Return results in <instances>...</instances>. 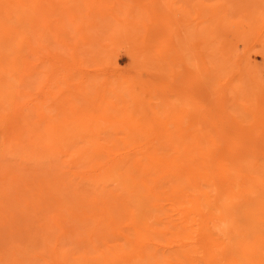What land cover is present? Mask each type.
I'll return each mask as SVG.
<instances>
[{
	"label": "rangeland",
	"instance_id": "1",
	"mask_svg": "<svg viewBox=\"0 0 264 264\" xmlns=\"http://www.w3.org/2000/svg\"><path fill=\"white\" fill-rule=\"evenodd\" d=\"M3 1V0H2ZM23 0H21V2H22ZM79 1V2H78ZM75 0V2H74V0H70V3H69V1L68 0H64V2H61L60 3V0H46V1H41V0H36V2L34 3V2H32L31 3V5H29L30 4V1H27V5L25 4V3H22V6H21V2H19V4H20V6L19 5H15V6H18V8H20V7H22V9H24L25 7V5L28 7V5H29V7L31 6V8H28V9H30V11H31V13H30V11L28 12L29 13V15H30V19H31V17L33 18V17H36V16H31L34 12L33 11H35V13H37L36 12V9H37V7H39L40 8V12H39V10H38V12L40 13V14H38V15H40L41 16V18H40V16L37 18L39 21V24L41 25H39L38 26V24H37V26H38V29H37V35L35 34V32H34V30H32V29H28V30H30L29 31V33L30 34H27L28 36H31L32 35V37H33V42L34 41H36V43L34 42V43H32V44H34L35 45V47H36V52H34L29 58L31 59V60H33V61H35V62H38L37 64H39V69H38V71L37 72H35V75H34V77H33V80L31 81V84H32V82H33V85H31L30 83H29V85H30V87L29 86H25V85H20L16 90H18V92H16V90H15V92H13L14 94V96L16 97V100L15 99H13V98H10V100L8 101L9 103H5L4 105L5 106H3V104L1 105L2 107H0V130L2 131H4L5 129H7V127L6 126H8V125H15L16 124V120L15 119H17V117L16 116H18V109H20L19 108V106L21 105V104H23V105H25L24 107H30L31 106V104L33 103V102H42V104H43V106H44V108L42 107V109H40V112H45V114H47L49 117H47V118H49V124H50V126L52 127V128H54V129H51V128H49V130H46V132H47V135H49L50 137L52 136V138H53V140L56 142V144L54 145L53 144V146H52V139L51 138H49V139H51V140H49V141H47L49 144L48 145H50L51 144V146H49V147H51L50 149H49V147L48 148H45V146H44V144H39V146L37 145H31L32 143H30V142H28L29 144H30V148H29V151H27V153H29V152H31L32 150L34 151V148L36 147V152L38 151V153L36 154V161H34V160H32V159H28V161L27 160H25V161H23V159H21L19 156L20 155H17V156H15V159L13 160H11V163H12V165H13V163L16 161L17 162V165L20 163L19 161H20V159L22 160L21 162V167L22 166H24L25 164H26V166L28 167V169L29 170H27V168L25 169V170H23V171H20V170H18V168L16 169H13L12 168V170L10 171L9 170V172L11 173V175H13V173L14 172H23L24 174H23V176H24V180L23 181H25L26 183H27V179H28V181H30L31 182V180L30 179H32L33 181V184H34V182H35V184L37 185L38 184V182H40V181H38L37 182V180H41L42 178H44L45 177V175L46 176H49V174H50V178L52 177V176H55L56 175V173H60V172H64V174L63 175H66V178H65V176H64V178L66 179V180H68L69 178H70V182H72V180H74L73 182H72V184H73V187H70V186H68L67 187V189L65 190V192L66 191H69V196H74V197H78V195L80 196V194L82 195V196H80V197H78L77 199L78 200H74V199H72V200H70L69 201V199L68 198H65V197H63L64 196V194H62V195H59L60 193L58 192V196L60 197L59 199H60V201L61 202H67V203H69L68 204V206H70V205H73V203H78L79 202V204H80V202H82V200L84 201V203H87L86 205L87 206H94V207H92V209H93V211H92V209H89V210H91V211H89L90 212V214H93V212L95 211V209H100V207H99V205H97V206H95V205H93L91 202H93L92 200H90V198H92L97 192H99L100 190V192L98 193V194H100L101 192H103L102 191V187L100 188V190L98 191L97 189H99V187L102 185V186H104L103 185V181H102V183L98 186V185H92L91 183H93L94 184V181H92V180H86V181H83L84 179L83 178H85V177H81V176H76L75 175V172H76V174L78 173V172H83V173H85V174H89V175H94V173H95V175H97V173L100 171V169H103V165H102V162H103V160H105V157L107 156V157H109V155H107L106 153H105V147L101 144V143H103L104 141L105 142H108V141H106L108 138H107V136L108 137H111V133L109 134L108 133V131L109 132H111V130L109 129V130H105L104 132L103 131H100L101 130V128L100 129H96V135L94 134V136L92 135H90V136H88V134H87V137H90V139H87L86 140V136H83V138H80L79 140H86L88 143H89V141H90V143H91V141H92V144H88V143H84L83 141H82V143H84V145L82 144V145H80V141H77V143H78V145H80V148H79V151H80V149H81V147H82V150L80 151V153H79V151H78V154H81V155H83V152H84V155L86 156V157H89V160L91 159V158H95L96 159V157L98 158V159H93V161H95L96 163H91V162H93L92 160H90V162L87 160V158L85 157V156H83V158L82 159H84V157H85V159H86V161H87V163L91 166V164H93V167H95L94 169H92V170H90V168H87L88 167V165H86L87 163H86V161L83 163V160H82V162H79V166H77V167H74L73 166V164H74V162H71V161H74L73 159H74V157H78V156H76L75 154H77V153H75V154H73V155H71L72 153H74L73 152V150L76 148V150L78 149V147L79 146H77L76 145V143H72L73 141H75V140H73L74 139V137H72L71 139L73 140V141H71L70 140V145H71V143L73 144V145H69V143H68V145H67V143H64L63 141V139L61 138V137H59V134H61V130H64V129H66L67 127H65L64 125H68V123H70V127L68 126V131L71 129L72 130V128H74L75 129V123H77L76 121V119L77 118H79L78 119V121H83V115L84 114H91V116L92 115H94V113L96 112V110H97V105H102L103 103H101L103 100V102H105V103H108V102H110L112 99H113V101L115 100V98L117 97L116 95H114L113 96V94H110V95H112V96H110L112 99L110 100V98H109V101L107 100L108 99V97L106 98V101H108V102H106L105 101V94H106V92L107 93H109L108 91H107V88H109V89H111V87L112 88H116V86H117V83L119 82V80H120V83L125 87V86H127V87H125L124 89H121V96H124V98H122V101L123 102H121V97L119 98V103H120V105L118 104V106L119 107H127V110H128V112L129 113H127V110L125 111L124 110V112H126V114L128 115H131L132 114V112L134 113V111H136V113H134L136 116H134V118H135V122H134V118L132 119V121L133 122H131L132 123V126H134V125H136V124H139L138 125V127L139 126H148V122H146V121H148L149 120V126H155V128H154V126H153V128H154V130H155V134H159V133H157V132H159L160 130L162 131V129H163V133H165L166 134V137L167 136H172L171 134H178L179 136H182L183 135V133L185 132V135L187 134L188 135V133H189V135H190V137H189V135H188V137L187 138H192V134H190V131L192 132L193 131V135H196L197 134V132L199 131V129H197V128H201V130H202V127H203V129H204V132H205V127H206V133L208 134L209 132L212 134L213 133V136H214V138H213V136L212 135H210V134H208L209 135V137L212 139V141L214 140H216L215 141V143H211V141L209 140V142H207V148L209 149H212L211 151H213V152H210V162H211V160H214V161H212L211 163H210V165L211 164H213V165H211V167H213V168H215L216 167V169L218 170H220V169H222V168H224V169H228V172H229V176H228V180H227V182H224V184H226V183H228V185H230V186H232V188H231V190H232V192L233 191H235V192H233L231 195H232V197L230 196V198H228V200L227 199H225V200H223V201H225L224 202V204L226 203V205L228 204L229 205V207L232 205H240L241 203V201H242V204L244 203V202H246L244 205H246V204H250L251 203V200L250 199H252L251 197H250V195H252V197L254 196L253 195V193L254 192H256V190H259V192L260 191H263L264 192V190H262V188L260 189L259 187H260V183H263V181H264V41H263V39H264V37H262L260 34H259V31L260 30H262L260 27V24H261V22L259 23V26L260 27H258L259 28V30L258 29H253L252 28V26H255V25H253L252 24V19L250 18V16L253 18V15H252V13H255L254 12V10L256 9V11H257V14H259L260 12L262 13V14H264V0H256V2L254 1V0H250V4L249 5H247V4H245V3H241L242 1H244V0H203L204 1V3H203V1H201V0H169V2H170V5H166L165 6V4H163L165 1H168V0ZM93 1V2H92ZM95 1H97V2H95ZM103 1V2H102ZM105 1V2H104ZM173 1V2H172ZM196 1V2H195ZM217 1H219V2H217ZM224 1V2H223ZM253 1V2H252ZM11 2V3H10ZM39 2L40 3H43V4H39ZM55 2H57V3H55ZM66 2H68L67 4H66ZM109 2V3H108ZM161 2H163V3H160ZM195 2V3H194ZM198 2H199V7H200V2L202 3V4H205L206 6H204L205 7V9H207V11L205 10V9H202V14H205L204 16L201 14V8H200V10H197L198 9ZM205 2H207L208 3V5H209V3H210V6H207V4L205 3ZM217 2V3H216ZM230 2V3H229ZM245 2V1H244ZM2 3V6L3 7H1L0 6V11L3 9V8H5V6H6V9H10V8H7V4H9V6L8 7H11L12 5H14V3H16V4H18V1L16 0H6V1H3V2H1ZM79 5H77V4ZM80 3V4H79ZM118 3H120V4H118ZM197 3V4H196ZM216 3V4H215ZM228 3V4H227ZM240 3V4H239ZM252 3H254L253 5H252ZM33 4V5H32ZM36 4H37V6H36ZM70 4V5H69ZM72 4H75V5H72ZM160 4V5H159ZM212 4H213V6L214 7H216V5L217 4H221L222 6L224 5H228V6H219V5H217V7L218 8H216V9H213V10H211L212 9ZM234 4V5H233ZM263 4V5H262ZM39 5V6H38ZM43 5V6H42ZM45 5H46V10H45ZM49 5V6H48ZM66 5V6H65ZM120 5V6H119ZM131 5V6H130ZM154 5H157V6H155V7H153ZM230 5H233V6H230ZM238 5L240 6V7H238ZM247 5L248 6V8H245V6ZM260 5V6H259ZM262 5V6H261ZM33 6V7H32ZM36 6V7H35ZM41 6H42V8H41ZM63 6V7H62ZM193 6H197L196 8H194ZM246 6V7H247ZM14 7V6H13ZM12 7V8H13ZM44 7V8H43ZM54 7V8H53ZM63 9L64 7V11L63 10H61V8ZM133 7V8H132ZM182 8V10H184V11H182L181 10V12H180V9ZM183 7H185L184 9H183ZM190 9H189V8ZM196 9V11L193 9ZM202 7V6H201ZM226 7H228L227 8V10L225 9ZM233 7V8H232ZM256 7V8H255ZM262 7V8H261ZM50 8V9H49ZM54 10H53V9ZM56 8V9H55ZM71 8V9H70ZM84 8V10L82 11L81 9H83ZM120 8V9H119ZM151 8V9H150ZM174 8V9H173ZM178 8H179V10H178ZM188 8V10H189V12H187L186 11V9ZM210 8V10H208ZM222 8H224L225 10H223ZM232 8V10H230ZM242 8H244V9H246V10H243ZM255 8V9H254ZM21 8H20V10H22ZM27 9V8H26ZM26 9H24V11L26 10ZM43 9H44V11H43ZM59 9L62 11V12H58V15L56 14L57 13V11L55 12V10H58L59 11ZM117 9V10H116ZM131 9V10H130ZM133 9V10H132ZM164 9V10H163ZM252 9V10H251ZM16 9L14 8V11H15ZM52 10V11H51ZM113 10H115L114 12H113ZM128 10H129V12H128ZM149 10V11H148ZM176 10V11H175ZM194 12H193V11ZM205 10V11H204ZM218 10V12H219V14L222 16L223 14L225 15V17H226V22H230L231 23V21H229V20H232V22H235V23H237V22H239V21H243V22H240L239 23V26H240V31H246L244 34L242 33V34H240V36H238L237 35V33L233 30V28H235L234 27V25L235 24H233L232 25V29H218V22L219 21H217L218 19L219 20H222V18H220L221 16L218 14V12H216ZM223 10V11H222ZM263 10V11H262ZM23 11V10H22ZM41 11H43V12H41ZM50 11V12H49ZM111 12L110 14H109V12ZM130 11H132V12H130ZM198 11H200V13L198 12ZM210 13H209V12ZM211 11H213L212 13H211ZM216 13H215V12ZM225 11V12H224ZM226 11H227V13H226ZM233 11V12H232ZM246 11V13H245V15H243L242 16V14L244 13ZM252 11V12H251ZM258 11H259V13H258ZM53 12V13H52ZM97 12V13H96ZM166 12V13H165ZM170 12V13H169ZM198 14H197V13ZM207 12V13H206ZM251 12V13H250ZM15 13H16V11H15ZM20 12H18V14H19ZM34 13V14H35ZM42 13V14H41ZM72 13V14H71ZM105 13V14H104ZM115 13V14H114ZM127 13L129 14V16L127 17ZM184 13H186V15L184 14ZM213 13H215L214 15H213ZM221 13H223V14H221ZM50 14V15H49ZM93 14H94V16H93ZM109 14V15H108ZM143 14V15H142ZM187 14H188V16H187ZM210 14V15H209ZM218 14V15H217ZM250 16H249V15ZM16 15H17V13H16ZM15 15V16H16ZM27 15V16H26ZM26 15H25V12L23 13V15H22V13H21V15H20V17H23V18H25V17H27L26 19L28 20V17H29V15L26 13ZM36 15V14H35ZM61 15V16H60ZM65 15V16H64ZM70 15H71V17H70ZM79 15V16H78ZM96 15V16H95ZM116 15V16H115ZM201 15H202V17H201ZM209 15V16H208ZM56 16V17H55ZM82 16H83V18H82ZM141 16H142V18H141ZM211 16H214V17H212L211 18ZM228 16H229V18H228ZM247 16H249V18L247 17ZM18 17V16H17ZM14 17V20L15 19H19L20 17ZM116 17V18H115ZM197 17V18H196ZM199 17V18H198ZM223 17V16H222ZM49 20H48V19ZM62 18V20H59V19H61ZM63 18H64V20H63ZM72 19L73 18V20H69V19ZM78 18V20H76ZM82 18V19H81ZM84 18H86V20H88V21H85V20H83ZM92 18V19H91ZM123 18H126V19H123ZM129 18V19H128ZM188 18V19H187ZM227 18H228V21H227ZM231 18V19H230ZM245 18V19H244ZM34 19V18H33ZM52 19V20H51ZM66 19H67V21H66ZM89 19L90 20H92L91 22H89ZM104 19V20H103ZM131 19V20H130ZM140 19H142V20H140ZM189 19H190V22L191 23H188V21H189ZM198 19V20H197ZM202 19V20H201ZM27 20H25V22H23V24H25L26 22H27ZM84 21L85 23L82 25H80L79 26V24H80V21ZM145 20V21H144ZM234 20V21H233ZM248 20H250L251 21V24H249V22L250 21H248ZM16 21V20H15ZM40 21L42 22V23H40ZM74 23H73V22ZM130 21H133V23L136 25V26H134V24L132 23V24H128L127 22H130ZM212 21V22H211ZM31 22V21H30ZM29 22V20H28V23L29 24H31ZM37 22V21H36ZM87 22H89V23H91V24H89V23H87ZM96 22V23H95ZM142 22H144V24H145V26L146 27H144V24L142 23ZM197 22V23H196ZM225 22V21H224ZM82 23V22H81ZM18 24H20V22L18 23ZM28 24V25H29ZM63 24V25H62ZM98 26H97V25ZM142 24V27L140 26ZM183 24V25H182ZM206 24V25H205ZM220 24V23H219ZM240 24H242V25H240ZM25 25H27V23L25 24ZM24 25V26H25ZM69 25V26H68ZM78 25V26H77ZM94 25V26H93ZM121 25H125L124 27L123 26H121ZM126 25H128V27L126 26ZM131 27H130V26ZM21 26H23L22 24H21ZM23 26V27H24ZM87 26V27H86ZM90 26V27H89ZM97 26V27H96ZM205 26V27H204ZM22 27V28H23ZM40 27V28H39ZM49 27V28H48ZM112 27V28H111ZM126 27V28H125ZM144 27V28H143ZM53 28H54V30H53ZM96 28V29H95ZM137 28H139V29H137ZM181 28V29H180ZM224 28V27H223ZM41 29V30H40ZM57 29V30H56ZM58 29H61L62 31H64V30H66L67 29V31L66 32H62V34L63 35H60V31L58 30ZM82 31V33L84 34L83 35V41H84V43H83V41H80V43L82 42V44H80L79 42H78V40H79V37H81V35H82V33H81V31ZM84 29H85V32H84ZM121 29V30H120ZM146 29V30H145ZM183 29V30H182ZM194 29H198V32L197 31H195ZM208 29L210 30L211 29V31H208ZM2 30V29H1ZM20 30H24V29H20ZM44 30V31H43ZM117 30V31H116ZM136 30V31H135ZM236 30V29H235ZM56 31L58 32V33H56ZM70 31V32H69ZM79 31V32H78ZM91 31V32H90ZM121 31V32H120ZM125 31V32H124ZM138 31V32H137ZM191 31V32H190ZM2 32H4V31H2ZM2 32L0 31V33H1V35H2ZM20 32V31H19ZM19 32H17V33H19ZM22 32V31H21ZM48 32V33H47ZM51 32V33H50ZM55 32V33H54ZM130 34H129V33ZM145 32V33H144ZM150 32V33H149ZM193 32V33H192ZM213 32V33H212ZM218 32V33H217ZM260 32H262V31H260ZM69 33V34H68ZM118 33V34H117ZM121 33H123V34H125L126 35V37L128 38V40L130 39V41L131 40H133L131 43H130V41H128L127 40V38H125V35H123V34H121ZM132 33V34H131ZM197 33L199 34V33H201L200 35H199V37H198V35H197ZM206 33V34H205ZM209 35H208V34ZM222 33V34H221ZM229 33V34H228ZM34 34V35H33ZM56 34V35H55ZM81 34V35H80ZM136 34V37L138 38L139 36H140V41H138L139 43H140V46H139V43L137 42V40L135 41L134 39H137L136 37H134V35ZM146 34V35H145ZM205 34V35H204ZM213 34H215V35H213ZM256 34V35H255ZM39 35V39H36L37 37L36 36H38ZM42 35V36H41ZM52 35V36H51ZM69 35V36H68ZM76 35V36H75ZM145 35V36H144ZM189 36L186 40H188V43H186L185 42V38H184V41H183V38L181 37V36ZM217 35V36H216ZM260 35V36H259ZM5 35L3 34V37H4ZM24 37L22 38L23 40H24V38H25V36H26V34L25 35H23ZM49 36V37H48ZM185 36V37H186ZM204 36H208V37H206V38H209V44L207 45V47L208 48H205L206 50L207 49H209V52L208 51H206L207 53H211V54H207L206 52H205V49H203L206 45H202V41L200 40L201 38H203ZM210 36V37H209ZM2 37V38H3ZM182 39H181V38ZM242 37V38H241ZM5 38V37H4ZM42 38V39H41ZM64 38V42H63V39ZM68 38H69V40H68ZM82 38V37H81ZM110 38V39H109ZM150 38V39H149ZM200 38V39H199ZM213 38V39H212ZM36 39V40H35ZM54 39V40H53ZM58 39V40H57ZM91 39H95V40H97L96 42H94L93 40V42H94V46H93V48H92V45H91V43L93 44V42L91 41L90 43H89V40H91ZM145 39V40H144ZM194 39V40H193ZM253 39V40H252ZM4 40V39H3ZM22 40V41H23ZM67 40H68V42H67ZM81 40V39H80ZM127 40V41H126ZM203 41H204V39H202ZM219 40V41H218ZM101 41V42H100ZM116 41V42H115ZM181 41H183V42H181ZM224 41V42H223ZM69 42H71V44L69 43ZM73 42H74V44H73ZM77 42V43H76ZM86 42V43H85ZM118 42L120 43V44H118ZM127 42V43H126ZM133 42H136L135 44L133 43ZM157 42H159V43H157ZM190 42V43H189ZM191 42H193V44L191 43ZM205 42V41H204ZM97 43H99V44H97ZM113 43V44H112ZM116 43V44H115ZM128 43H129V46H128ZM144 43V44H143ZM185 43V44H184ZM207 43H208V41H207ZM206 43V44H207ZM210 43H211V45H210ZM246 43H248V44H246ZM48 46H47V45ZM70 44V45H69ZM87 44H89V45H87ZM105 44V45H104ZM110 44H112V45H110ZM154 44V45H153ZM224 44V45H223ZM234 44V45H233ZM236 44H238V45H236ZM39 45H42V46H39ZM80 45H81V47H80ZM97 45V46H96ZM188 45V46H187ZM245 45V46H244ZM44 46H46V47H44ZM66 46V47H65ZM99 46V47H98ZM134 46H135V48H134ZM192 46V47H191ZM202 46H203V48H202ZM213 46V47H212ZM218 46V47H217ZM6 47V46H5ZM59 47V48H58ZM88 47H89V49H90V51H86V49L87 50H89L88 49ZM97 47V48H96ZM104 47H105V51H106V49H107V53L106 52H104ZM107 47V48H106ZM144 47V48H143ZM220 47V48H219ZM1 48V47H0ZM55 48V49H54ZM74 48V49H73ZM81 48V49H80ZM85 48V49H84ZM121 48V49H120ZM140 48V49H139ZM6 49V48H5ZM76 49V50H75ZM92 49V50H91ZM117 49H119V50H117ZM134 49V50H133ZM2 50V49H1ZM24 50H25V52H24ZM24 50H22L21 52H19L20 54H21V56H22V54H23V56H25L24 55V53L27 55L28 53H29V48H25ZM27 50V51H26ZM75 50V51H74ZM77 50H79V51H77ZM81 50V51H80ZM94 50V51H93ZM140 50H141V52H140ZM191 50V51H190ZM233 50V51H232ZM66 51H69L68 52V54H67V52ZM83 51H85V52H83ZM110 51V52H109ZM114 51V52H113ZM116 51V52H115ZM133 51V53H131ZM163 51H164V54H163ZM187 51V52H186ZM26 52H28V53H26ZM97 52H98V54H97ZM113 52V53H112ZM135 52V53H134ZM151 52V53H150ZM158 52H160V54L158 53ZM3 53L4 52H2L1 54H0V60H3L4 61V59L2 58L6 53H4V55H3ZM66 53V54H65ZM115 53V54H114ZM148 53H150V54H148ZM162 53V54H161ZM167 53V55H165ZM244 53V54H243ZM14 54H16V53H13L12 55H14ZM20 54H18V57H20ZM38 54V55H37ZM136 54H139V55H136ZM11 55V56H12ZM17 55V54H16ZM78 55V56H77ZM83 55H85V56H83ZM114 55V56H113ZM150 55V56H149ZM171 55H172V57H171ZM211 55V56H210ZM76 58H75V57ZM111 56H113V57H111ZM137 56H139V57H137ZM147 56V57H146ZM151 56H153L152 58H153V60H152V62H151V60H149L150 58H151ZM165 56V57H164ZM229 56H230V58H229ZM241 56V57H240ZM5 57H6V55H5ZM4 57V58H5ZM99 57H100V59H99ZM103 57V59H101ZM107 57V58H106ZM110 57V58H109ZM137 57V58H136ZM146 57V58H145ZM150 57V58H149ZM239 57V58H238ZM9 58H11V57H9ZM9 58H7V59H9ZM75 58V59H74ZM109 58V59H108ZM112 58H113V60H115V63H114V61L112 60ZM144 58V59H143ZM229 58V59H228ZM237 58H238V60H237ZM6 59V58H5ZM12 59V58H11ZM14 59H18L19 60V58H16V57H14ZM143 59V60H142ZM10 60V59H9ZM13 60V59H12ZM18 60H14L13 61V63H16V62H19ZM80 60V61H79ZM164 60V61H163ZM212 60V61H211ZM240 60V61H239ZM40 61H42V62H40ZM51 61V62H50ZM63 61H65V62H63ZM111 61V62H110ZM113 61V62H112ZM138 61V62H137ZM159 61V62H158ZM187 61V62H186ZM200 63H199V62ZM74 62V63H73ZM158 62V63H157ZM212 62V63H211ZM240 62V63H239ZM153 63V64H152ZM160 63H162V64H160ZM164 63H165V66H163L164 65ZM36 64V65H37ZM69 64V65H68ZM72 64V65H71ZM142 64V65H141ZM150 64V65H149ZM156 65H158V66H156ZM7 66H9V65H7ZM70 66V67H69ZM148 66V67H147ZM156 66V67H155ZM161 66V67H160ZM240 66H242V67H240ZM245 66H247V67H245ZM134 67V68H133ZM139 67V68H138ZM158 67V68H157ZM189 67V68H188ZM207 67V70L206 69H204V68H206ZM244 67V68H243ZM126 68V69H125ZM242 68H243V70H242ZM257 68V69H256ZM151 69V70H150ZM155 69V70H154ZM191 69V70H190ZM259 69V70H258ZM51 70V71H50ZM152 70H154V71H152ZM206 70V71H205ZM11 71V70H10ZM66 71V72H65ZM191 71H192V73H191ZM205 72V74H204V72ZM253 71V72H252ZM14 72V71H13ZM11 73H12V71H11ZM203 73V74H202ZM207 73V74H206ZM8 74H10V72L8 73ZM112 74H114V76H112ZM13 75V76H12ZM164 75V76H163ZM190 75H194L193 77L192 76H190ZM9 76V75H8ZM101 78H100V77ZM172 76V77H171ZM213 76V77H212ZM253 76V77H252ZM10 77H12L11 78V80L13 81L14 79H15V81L14 82H17L16 81V78L14 77V73L13 74H11V76ZM35 77H36V79H35ZM97 77H99L100 79H98ZM184 77H186V78H184ZM65 78V79H64ZM109 78V79H108ZM110 78H111V80L113 79L114 81L112 82V83H114L112 86H108L107 87V85H110V84H112L111 83V81H109L110 80ZM126 78H127V80H126ZM137 78V79H136ZM204 78V79H203ZM213 78V79H212ZM42 79V80H41ZM57 79V80H56ZM67 79V80H66ZM91 79V80H90ZM102 79V80H101ZM106 79V80H105ZM123 79L125 80V81H123ZM136 79V80H135ZM162 79V80H161ZM189 79V80H188ZM199 79L201 80V81H199ZM208 79V80H207ZM250 79V80H249ZM36 80V81H35ZM59 80V81H58ZM134 82H133V81ZM195 80V81H194ZM210 80V81H209ZM213 80V81H212ZM224 80V81H223ZM35 81V82H34ZM86 81V82H85ZM92 81H94V83H93V86H94V88H93V86H92V88H91V90L90 89H85L84 91H83V89L85 88V85L87 84V87L89 86L88 84H89V82H92ZM98 81V82H97ZM104 81V82H103ZM105 81H108V83L107 82H105ZM165 81H167V82H165ZM208 81V82H207ZM61 82V83H60ZM99 82H101V83H99ZM131 82V83H130ZM138 82V83H137ZM213 82V83H212ZM76 83H78V84H76ZM103 83V84H102ZM104 83H105V85H104ZM128 83V84H127ZM130 83V84H129ZM165 85H164V84ZM178 85H177V84ZM197 83V84H196ZM59 84V85H58ZM85 84V85H84ZM126 84V85H125ZM133 84V85H132ZM163 84V85H162ZM72 85H76V86H78V88H76L75 90H76V93H75V96H77V97H75V96H73V99H74V102H72V103H70V102H65L66 101V98H69L70 96V94L68 95V94H63V93H61V90H64L65 88H68V87H71ZM98 85V86H97ZM101 85V86H100ZM102 85H103V88H102ZM143 85H144V87H143ZM186 85V86H185ZM192 85V86H191ZM211 85V86H210ZM61 86V87H60ZM68 86V87H67ZM81 86H83V89H81ZM104 86H105V89H104ZM131 86H134V87H131ZM154 86V87H153ZM185 86V87H184ZM260 86V87H259ZM24 87H26V90H28V92H29V94H25V91L23 92V90H24ZM63 87V88H62ZM65 87V88H64ZM99 87V89H100V87H101V89H104L105 91H103V90H97L96 88H98ZM129 87V88H128ZM131 87V88H130ZM136 87V88H135ZM170 89H168V88ZM181 87V88H180ZM198 87V88H197ZM61 88V89H60ZM80 88V89H79ZM89 88H90V86H89ZM143 88H144V90H147V92H146V95H144L143 96V94L141 95V96H143V97H146V99H147V102L148 101H150L148 104H149V106L147 105V104H144V108L143 109H141L140 111L139 110H135L133 107H135L136 105H137V107H139V106H142V103L141 102H139V101H137L138 102V104H137V102L136 103H131L132 101H130L131 99H129V98H131L130 97V92L131 91H133L135 94H138V93H140V91H142L143 90ZM148 88V89H147ZM158 88V89H157ZM165 88V89H164ZM217 88V89H216ZM60 91H59V90ZM129 89L131 90V91H129ZM135 89L137 90V91H135ZM183 89V90H182ZM201 89V90H200ZM207 91H209V92H207ZM54 90V91H53ZM57 90V91H56ZM73 90V89H72ZM89 90H90V96H89ZM95 90V91H94ZM155 90V91H154ZM172 90V91H171ZM175 90H176V92H175ZM205 90V91H204ZM97 91V92H96ZM101 91H103V93H104V98H101V97H103V93L101 92ZM125 91V92H124ZM160 91V92H159ZM170 91V92H169ZM178 91V92H177ZM201 91V92H200ZM55 92V93H54ZM84 92H85V94H84ZM100 92V96L98 95V93ZM133 92L131 93V95H134L133 94ZM181 92V93H180ZM194 92V93H193ZM61 93V94H60ZM80 93V94H79ZM83 93V94H82ZM93 93H94V95H93ZM110 93H112V92H110ZM126 93V94H125ZM168 93H170V94H168ZM17 94H19V97L17 96ZM62 95V96H61ZM68 95V96H67ZM96 95H97V98H96ZM106 95H108V94H106ZM181 96V98L180 97H178V96ZM189 95H191V96H189ZM92 96H93V98H92ZM137 97H138V95H136ZM166 96V97H165ZM58 97V98H57ZM60 97V98H59ZM65 97V98H64ZM81 97V98H80ZM94 97H95V100L93 101V99H94ZM126 97V98H125ZM207 97V98H206ZM89 99V100H87V99ZM101 98V99H100ZM139 98H141V97H139ZM97 99H99V100H97ZM103 99V100H102ZM149 99V100H148ZM165 99H167V100H165ZM171 99V101H169ZM176 99H177V101H176ZM3 99H0V102L2 101ZM56 100V101H55ZM83 101V102H82ZM97 101V102H96ZM98 101H100V102H98ZM112 101V102H113ZM63 102H65V103H63ZM85 102V103H84ZM88 102V103H87ZM94 102H95V104H94ZM126 102V104H124V105H122V103H125ZM130 102V103H129ZM236 102V103H235ZM93 103V104H92ZM101 103V104H100ZM159 103V104H158ZM174 103V104H173ZM177 103V104H176ZM97 104V105H96ZM110 104V103H109ZM109 104H107V105H109ZM131 104H133V105H131ZM59 105H61V107L59 106ZM70 105V106H69ZM83 105V106H82ZM87 105V107H85ZM93 107V110H92V107ZM94 105V106H93ZM105 104H103V106H104ZM132 107H131V106ZM145 105H147V108H146V106ZM160 105V106H159ZM178 105H180V108L179 109H177L176 108V106H178ZM183 105V106H182ZM198 105V106H197ZM65 106V107H64ZM70 108H69V107ZM72 106V107H71ZM78 106L80 107V109L82 108L83 110H85L86 109V111H83L82 109H81V113H80V111H79V116L78 115H75L74 113H73V109H77L78 108ZM102 106V107H103ZM163 106H164V108H163ZM245 106V107H244ZM247 106V107H246ZM64 107V108H63ZM110 107V106H109ZM108 107V108H109ZM152 107V108H151ZM179 107V106H178ZM197 107H203L204 108V111H206L208 114V117H206L205 115H203L201 118H200V120L199 119H197V112H198V110H197ZM27 108V109H28ZM52 108V109H51ZM55 108H57V109H55ZM60 108H61V110H60ZM66 108V109H65ZM85 108V109H84ZM96 108V109H95ZM111 108V107H110ZM109 108V110H111ZM145 108H146V110H149V111H151L150 109H152V110H155L156 111V114H158V116L156 115V117H154L153 119L152 118H146V121L145 120H141L140 122L138 121L139 120V118H141L142 117V114H143V116L144 115H146V111H145ZM161 108V109H160ZM26 109V110H27ZM64 109V110H63ZM88 109H91V110H88ZM95 109V110H94ZM105 109H106V106H105ZM104 109V115L105 116H107V113H108V115H109V113H111V114H114V112L113 111H115V109H116V107H115V109H114V107H112V111L110 112L108 109H106L105 110ZM114 109V110H113ZM134 109V110H133ZM165 109V110H164ZM47 112H46V111ZM60 110V111H59ZM66 110V111H65ZM88 110V111H87ZM55 111V112H54ZM71 111H72V113H71ZM148 111V112H149ZM159 111V112H158ZM256 111V112H255ZM66 112H67V114H66ZM68 112H70V113H68ZM118 113V111H116V114ZM53 114V115H52ZM133 114V115H134ZM139 114L141 115V116H139ZM206 114V113H205ZM81 115V116H80ZM159 115H161V116H159ZM242 115V116H241ZM36 116V117H35ZM38 115H34V119L36 120V119H38ZM68 117V118H67ZM75 117V118H74ZM138 119H137V118ZM144 118V117H143ZM142 118V119H143ZM198 118H199V116H198ZM205 118H208L207 120H204ZM5 121H4V120ZM50 119H51V121H50ZM52 119H53V121H52ZM2 120V121H1ZM45 120H48V119H45ZM67 120H68V123H66L67 122ZM70 120V121H69ZM74 120H75V122H74ZM99 120L101 121V123L104 125V123H105V125H107L108 123H110V121H104V120H102L101 118H99ZM200 121L199 123L201 124V125H198L196 122L197 121ZM71 121H73V123L71 122ZM87 121V122H86ZM88 121H90V120H85V123L86 124H88ZM2 122V123H1ZM44 122H46V121H44ZM43 122V123H44ZM50 122H52V125H51V123ZM54 122V123H53ZM141 122L142 123H144V122H146L145 123V125H143V124H141ZM214 122V123H213ZM32 124V126L34 125V127H36V130L34 129V131H29V134H30V132L32 133L31 135H30V138L28 137V134H27V136L26 137H28L29 139H27V138H25V143L29 140L30 141V139H33V132H36L37 131V126L38 125H40V124H42V122L40 123H37L36 121H35V123H37V124H35V123H33V122H31ZM62 123H64V124H62ZM133 123H135V124H133ZM161 123V124H160ZM209 123V125H207ZM58 124H62V126H64V127H62L61 125H59L58 126ZM141 124V125H140ZM150 124H152V125H150ZM195 124V125H194ZM203 124V125H202ZM213 124H215V126L213 125ZM55 125V126H54ZM164 125V126H163ZM171 125V126H170ZM205 125V126H204ZM207 125V126H206ZM211 125H213V126H211ZM31 126V127H32ZM59 128H58V127ZM141 126V127H142ZM177 126H179V127H177ZM202 126V127H201ZM57 127V128H56ZM135 127H137V125L135 126ZM213 128V130H214V132H211V131H213L212 130V128ZM5 128V129H4ZM171 128H172V130H171ZM174 128H176V129H174ZM198 130H196V129ZM210 128H211V130H210ZM73 129V130H74ZM165 129H169V130H165ZM174 129V130H173ZM208 129H209V131H208ZM69 131V133L70 134H72V136L74 135V132H73V130L72 131ZM175 130H177L176 132H175ZM187 130H188V132H187ZM215 130H217V131H215ZM0 131V132H1ZM85 131V130H84ZM84 131L83 132H81V134L82 133H84ZM99 132V134H97L98 132ZM157 131V132H156ZM160 131V133H162ZM169 131V132H168ZM172 131H174V132H172ZM195 131V132H194ZM208 131V132H207ZM169 134H167V133ZM180 132H181V134H180ZM216 132H217V134H216ZM221 132V133H220ZM2 133V134H1ZM0 133V144L4 147V135L6 134V132H4V135H3V132H1ZM108 133V134H107ZM123 132H122V130H119V132H118V134H121V135H118V137L117 138H120V137H122L123 136V134H122ZM106 134V135H105ZM55 135V136H54ZM98 135V136H97ZM116 134H115V136H117ZM215 136H217V137H215ZM55 137H58V138H61V140H62V144L60 145V144H58V143H60V139H57V141L54 139ZM69 137H70V135H69ZM103 137V138H102ZM104 137H105V139H104ZM221 137V138H220ZM94 138H95V140H94ZM180 138H184V136H182V137H180ZM141 139H145V138H139L138 139V142L139 143H136L138 146H136V147H138V149H139V147H140V149H142L143 148V146H141L140 145V143L141 144H143V141L141 140ZM219 140V142H218V140ZM99 140V141H98ZM66 141V140H65ZM69 141V140H68ZM94 141H96V142H94ZM103 141V142H102ZM17 142H19V141H17ZM51 142V143H50ZM67 142V141H66ZM98 142H99V144H98ZM218 142V143H217ZM28 143H26V144H28ZM93 143H96L95 144V146H94V144ZM110 142H108V144H109ZM208 143H210L209 145H208ZM25 144V145H26ZM104 144V143H103ZM107 144V143H106ZM135 144V145H136ZM75 145H76V147H75ZM90 146V148H88L89 146ZM93 145V146H92ZM102 145V146H101ZM144 145V144H143ZM219 145V146H218ZM32 146V147H31ZM69 146V147H68ZM92 146V147H91ZM127 146V147H126ZM126 146L124 145V148H125V152H121V153H119L120 154V156L119 157H121V155H123V153L125 154L126 152L128 153V149L129 148H131L132 147V145H131V147H130V145H129V148H128V144H126ZM134 146V145H133ZM27 146H25V148H24V150H28V148H26ZM58 147H60V150H59V153L57 152V151H55V150H57V148ZM64 147L67 149V151H66V149H65V153H61L62 151H63V149H64ZM70 147H72V150H71V153H68V152H70L69 151V149H70ZM84 147V148H83ZM104 147V148H103ZM121 147H123V146H119V150L120 149H122ZM213 147V148H212ZM63 148V149H62ZM85 148H88V150H86ZM91 148H94V150H92V152L94 153V154H91L92 155V157H91V155H90V152H91ZM96 148V149H95ZM101 148H103V149H101ZM126 148H128L127 149V151H126ZM134 148V147H133ZM174 148V147H173ZM206 148V149H207ZM32 149V150H31ZM42 149V150H41ZM49 149V150H48ZM52 149V150H51ZM117 149V148H116ZM116 149L114 148L113 149V151H115L114 153H118L117 151H118V149H117V151H116ZM55 151V153H54V151ZM75 150V151H76ZM131 150V149H130ZM133 150V149H132ZM173 150H175V149H172V151ZM51 151H52V155H54V157H55V159L52 157V155H51V157H50V154H51ZM170 151V150H169ZM230 151V152H229ZM25 152V151H24ZM39 152H42V153H39ZM77 152V151H76ZM87 152V153H86ZM97 152V153H96ZM135 152V151H134ZM171 152V151H170ZM205 152H208V151H205ZM0 153H3L2 151H0ZM31 153H33V152H31ZM44 153V154H43ZM46 153V154H45ZM68 153V154H67ZM89 153V154H88ZM113 153V152H112ZM126 153V154H127ZM204 153V152H203ZM214 153V154H213ZM243 153V154H242ZM44 156H43V155ZM47 154H48V156H47ZM56 154H58L59 155V158L56 156ZM88 154V155H87ZM95 154H97V156L95 155ZM101 154H102V156H101ZM194 152H192L190 155H192V156H194ZM208 154H209V152H208ZM211 154L213 155V156H211ZM245 154V155H244ZM40 155H41V157H40ZM96 157H95V156ZM104 155H106V156H104ZM111 155H114V154H110V157L109 158H111V160H112V158H114V156H111ZM189 155V156H190ZM206 156H204V157H208L207 156V154H205ZM249 157H248V156ZM38 156H39V159H38ZM100 156H101V158H100ZM117 156H118V154H117ZM116 156V154H115V158L117 157ZM61 157V158H60ZM72 159H71V158ZM191 157V156H190ZM212 157V158H211ZM76 158H75V160H76ZM79 158V157H78ZM104 158V159H103ZM118 158V157H117ZM192 158V157H191ZM16 159H18V160H16ZM34 159V158H33ZM45 159V160H44ZM103 159V160H102ZM195 159V158H194ZM193 159V160H194ZM6 160H8V162H9V160L10 159H5V160H3V161H1V163H6L7 161ZM31 161V163H29L30 161ZM38 160V161H37ZM79 160V159H78ZM81 160V159H80ZM79 160V161H80ZM98 160L101 162V160H102V162H101V164L98 162ZM111 160H108V163H111L112 161ZM192 160V161H193ZM32 161H34V162H32ZM106 161H107V159L105 160V163H106ZM111 161V162H110ZM207 161V160H206ZM15 162V163H16ZM19 162V163H18ZM24 162V163H23ZM14 163V164H15ZM42 163V164H41ZM68 163H71V165L70 164H68ZM76 163V162H75ZM86 163V164H85ZM100 164L99 166H98V164ZM207 163H208V161H207ZM40 164H41V166H40ZM78 163H76V165H77ZM84 165V167H83V165ZM97 164V165H96ZM107 164V163H106ZM38 165V166H37ZM105 165V164H104ZM225 165H229L228 167L227 166H225ZM240 165H242V166H240ZM243 165H244V167H243ZM87 166V167H86ZM89 166V167H90ZM96 166L98 167V168H96ZM230 166H232V169H231V167ZM14 167V166H13ZM41 167V168H40ZM61 167V168H60ZM86 167V168H85ZM99 167H102V168H99ZM210 167V168H211ZM238 167H242L241 169H238ZM34 168V169H33ZM37 168V169H36ZM91 168H92V166H91ZM246 168V169H245ZM80 169H81V171H80ZM84 169V170H83ZM95 169H98V170H95ZM234 169V170H233ZM244 169V170H243ZM232 170V171H231ZM244 172H243V171ZM25 171V172H24ZM68 171V172H67ZM93 172V173H89V172ZM94 171H96V172H94ZM227 171V170H226ZM8 172V173H9ZM33 172V173H32ZM40 172V173H39ZM62 172V173H63ZM66 172V173H65ZM102 172V170L99 172V173H101ZM219 172V171H218ZM10 173H9V175H10ZM26 173V174H25ZM48 173V174H47ZM209 173V172H208ZM231 173H233V174H231ZM234 173L236 174V176L238 177V178H236L235 177V175H234ZM53 174V175H52ZM79 174V173H78ZM87 174V175H88ZM241 174H242V176H241ZM244 174V175H243ZM250 174V175H249ZM8 175V176H9ZM10 175V176H11ZM67 175H68V177H67ZM115 176L117 175L116 173L114 174ZM233 175V177H231V176ZM9 176V178H12V176L10 177ZM26 176V177H25ZM32 176H33V178L36 180V181H34V179L32 178ZM114 176V177H115ZM118 176H119V174H118ZM118 176H116L115 178L117 179L118 178ZM249 176V177H248ZM36 177V178H35ZM39 179H38V178ZM75 179H74V178ZM77 177V178H76ZM78 177H81V178H78ZM113 177V179L115 180H112L111 181V179H106V180H108L107 182L109 183L110 181L113 183V184H111L110 183V185H106V181H104V184L106 185V186H104V188L106 187L107 188V190L108 189H111L112 188V190L114 191V189H113V187H115L116 185L118 186L119 185V181L118 180H116L115 178ZM231 177V178H230ZM252 177V178H251ZM8 178V180L6 181L7 182V184H8V186L10 185V183L12 182L11 181V179H9ZM50 178H48V179H50ZM90 178H91V176H90ZM111 178V177H110ZM235 178V179H234ZM249 178H251V179H249ZM52 179H53V177H52ZM80 179H81V181H80ZM208 179H209V182H210V180L211 179H213V178H209V176H208ZM237 179V184H236V186H234L235 185V183H234V181ZM244 179H245V182L243 183V181H244ZM246 179L248 180L249 179V181H246ZM230 180V181H229ZM234 180V181H233ZM257 180V181H256ZM22 181V183H20L21 185H23V186H21L20 184V186L18 187V188H16L14 191V195L15 196H13V198L11 197V195L9 194V193H7V195H5V194H1L0 193V207L2 208L1 210H3L4 212L6 211L7 212V209L9 210V206H10V204H11V199H16L15 197H17V196H19L18 194H22V193H25V192H27V193H25V196L28 198H25L26 200L25 201H22L19 205H16V206H12V208L10 207V210L7 212V213H9V214H6V216H4V217H2V219H0V237H2V235H3V237L0 239V264H15V262L17 261V263L16 264H45L46 263V261H44L45 259H47L46 258V254H45V250H43V248H44V246H46V245H44L43 244V242L41 243L40 241H43L42 239L39 241V240H37L38 239V236H40V237H42L43 235H48V233L47 234H44V232L46 233V231L48 230V229H45L44 231H42L41 230V228H40V230L42 231H40V230H37V231H35L34 230V232H28V231H25L26 230V228H25V230L24 229H22V231L21 230H19V228L17 229V224L19 225V227H21V228H24L25 227V224H26V222H24L25 221V219H29V216H28V214H26L25 216H24V214H23V211H25V209H27V207L30 205L31 206V204H33V199H34V197L32 198V199H30L32 196H30V194L32 195L33 193H34V188L33 187H31V185H28V184H25L24 182ZM42 181V180H41ZM80 181V182H79ZM92 181V182H91ZM116 181H118L117 183H116ZM232 181V182H231ZM258 181H261V182H258ZM91 182V183H90ZM212 180H211V186L212 185H214V184H212ZM247 182L250 184L251 182H252V184H250L251 185V187L252 188H250L249 190H248V193L246 194L245 193V190H247V188L245 189V187H250L249 186V184H247ZM256 182V183H255ZM259 184H258V183ZM24 183V184H23ZM126 183H128V181L126 182ZM209 183V184H210ZM230 183V184H229ZM2 184V185H1ZM79 184V185H78ZM203 185H205V186H207V183L205 184V182L204 183H202ZM232 184V185H231ZM241 184H243V185H241ZM246 184V185H245ZM255 184L256 185H259V187H257V188H259V189H256L255 190ZM12 185H13V183H12ZM14 185H16L15 183H14ZM24 185H26L25 187H24ZM75 185V186H74ZM124 185V184H123ZM203 185H202V187H203ZM254 185V186H253ZM8 186L7 185H5L4 183H1L0 182V192H1V190L2 191H9V188H8ZM27 186H29L28 188L30 189V191L28 190V189H26L27 188ZM49 185H46L45 187L47 188H44V187H39V189H42V190H40V193H43L44 194V196L49 192L50 193V191H54L53 192V194L54 193H56L55 192V190L54 189H52L51 187L49 188L48 187ZM84 186V187H83ZM95 186L97 187V188H95ZM120 186H122V185H119V187ZM205 186H204V188H205ZM211 186L209 187L210 189H212L210 192H206L207 193V198L205 199V200H207V201H213V199L215 198V196H216V191H215V188H216V186L214 185V189L213 188H211ZM242 186H243V188H242ZM10 187V186H9ZM24 187V188H23ZM207 187V189H208V191H209V188ZM236 187H237V189H236ZM241 187V188H240ZM254 187V188H253ZM264 187V186H263ZM49 188V189H48ZM65 188V187H64ZM68 188H70L69 190H68ZM105 188V189H106ZM203 188V189H204ZM235 188V189H234ZM26 189V190H25ZM104 189V190H105ZM116 189H119L120 190V188H116ZM115 189V191H117ZM251 189H252V191H253V193H252V191H251ZM47 190V191H46ZM71 190V191H70ZM74 190H76L77 191V194L76 193H73V192H76V191H74ZM94 190H97V192L96 191H94ZM106 190V191H107ZM204 190H206V188L204 189ZM203 190V191H204ZM242 190V191H241ZM73 191V192H72ZM84 191V192H83ZM104 192V193H108V192H110V190L109 191H107V192ZM113 191H111V192H113ZM239 191V193H238V198L236 197V195L235 194H237V192ZM241 191V192H240ZM31 192V193H30ZM88 192H90L89 194H88ZM230 192V191H229ZM258 191L256 192V193H259ZM13 193V192H12ZM17 194V196H16V194ZM92 193V194H91ZM209 193H211L210 195H209ZM235 193V194H234ZM246 194V195H249V197L247 198L246 197V195H244V194ZM252 193V194H251ZM261 193V192H260ZM255 194L256 196H254L255 198L257 197V199H258V196H260L261 194V198H259V200L260 201H258L257 203H255V201H254V199H252L253 201H254V203L255 204H253V206H254V210H256V208L259 210V211H261L260 210V208L261 207H258V204H259V206H261L262 204H264V196H263V193H261V194ZM215 194V195H214ZM233 194H234V197H233ZM51 194H49V195H47V196H50ZM67 195H68V192H67ZM77 195V196H76ZM90 195V196H89ZM210 197H209V196ZM44 196H43V198H44ZM73 196H72V198H73ZM84 196V198H82ZM241 196H242V198H241ZM244 196H245V198H244ZM88 197V198H87ZM214 197V198H213ZM240 197V198H239ZM246 200V198L248 199V202L247 201H244V199ZM49 199H51L50 201H49ZM47 201H49L50 202V205H56L55 204V201H52V198H49ZM71 199V198H70ZM209 199V200H208ZM231 199H232V201H231ZM239 199V200H238ZM243 199V200H242ZM64 200V201H63ZM66 200V201H65ZM80 200V201H79ZM239 201V203H238V201ZM31 201H33L31 204L29 203V202H31ZM35 201H36V199H35ZM60 201H58V203L57 204H59V202ZM231 201V202H230ZM234 201H237V204H234ZM244 201V202H243ZM6 202V203H5ZM42 202H44V205L43 206H40V207H37L36 206V208L35 207H32V209L35 211V212H33V214L34 215H36L37 214V216L35 217V219L34 220H32L33 222H32V225H35V226H38V223H39V225H42V224H40V222L39 221H37V220H42V219H40L41 217L43 218V216H45V218H46V215H44V214H48L49 212H48V208H50V210H52V212H53V207L51 208V206H49L47 203H46V200H44V201H42ZM54 202V203H53ZM229 202V203H228ZM37 203V202H36ZM52 203V204H51ZM67 203H65V205L63 206L62 205V207L60 206V205H58L59 207H57V205H56V207L58 208V211H60L61 212V210H62V212H65V213H61L63 216L65 215V217H63V220H65V226H66V230H65V226L63 225V223L64 222H62L63 220H61L60 221V224L63 226H61L60 224H58L59 222H56V221H58V220H60V219H58V220H56L55 221V223L52 221V223H54L53 225H52V223H50L51 225H52V227L50 228L51 230V233L53 234L55 231H56V229H57V232L58 231H60V229H62L61 231H60V233L62 232V234H61V238H60V233L58 232V234H56L57 235V237H56V239H57V241H56V243H54L55 245H52V244H50V246H58V247H56V248H58V250H60V251H65V250H68L69 252V254H68V257H70V259H68L67 261H68V264L70 263V261H71V259H72V257H74V258H76V257H80V256H83V254L85 253L86 255H90V257H92V255H93V257H95V255H99V254H101L100 256L102 257V251H106V250H109L108 249V247H109V245L110 244H117V245H119V246H121V242H122V245H125L126 243H127V241L128 240H126L127 238H123L124 237V235L122 236L121 235V232H120V227H122L124 224L126 225V226H128L129 225V227L131 226L130 224H132L131 223V220H130V218L129 219H122L123 221H120V223H119V226L120 227H118V232H120L119 233V235H118V232H116V234H114L115 236H116V238L118 239V238H120L121 236H122V238H121V242H119L120 241V239H116L115 238V236L113 235V237H112V235H110L107 239H108V241L109 242H107L108 243V245H107V243H103V242H101L100 244H101V248H97V245L96 244H99L98 242H91L90 244H88L89 242L87 241V240H85L86 238L87 239H89L88 237L91 235V229H94V228H96V226H97V223H95V222H93L94 220H92V216L90 215L89 217H87L86 215L87 214H85V216H80L79 217V220H83L82 222H80V221H78L79 222V225H81L80 227L83 229V232L85 231L86 233L84 234H82V233H80V235L81 236H79V238L81 239V237H82V235L84 236L83 238H85V239H79L78 237V239H76V234L78 235V233H79V226H78V228L77 229H75L76 231L78 230V232L77 233H75L76 231L73 229V226L74 227H77V226H75L76 224H74V222L78 219V218H76V220H74L75 219V217H73V214H72V216H71V214L70 215H68V211H65V210H67L66 208L65 209H63V207H65V206H67ZM231 203V204H230ZM236 203V202H235ZM7 204H9L8 206H7ZM39 204V203H38ZM46 204V205H45ZM64 204V203H63ZM78 204V205H79ZM249 204H248V207H250L249 206ZM20 205H21V207H23V208H21L20 207ZM77 205V206H78ZM81 205H83V207H78L79 209L81 208H83L85 211L88 209V208H90V207H85L84 206V204L82 203ZM181 205V204H180ZM180 205H179V208H180ZM237 205V206H238ZM18 206V207H17ZM26 206V207H25ZM29 206V209H27L28 211L27 212H29L30 210H31V207ZM181 206H183V205H181ZM208 206H209V204H208ZM253 206L251 205V207L253 208ZM256 206V207H255ZM42 207V208H41ZM45 207H47V208H45ZM86 209H85V208ZM184 207V206H183ZM228 207V206H227ZM20 208V209H19ZM55 208V207H54ZM59 208H61L60 210H59ZM206 209H208L207 207H205ZM215 208V207H214ZM214 208H212L211 207V209L210 210H215ZM232 208V207H231ZM237 208V207H236ZM262 208H263V211H264V205L262 206ZM41 209H44V210H41ZM45 209H48V210H46L47 212H44L45 211ZM81 209L80 210H78L77 209V211L78 212H81ZM233 209H235V208H233ZM241 209V208H240ZM240 209L239 210H237L239 213L241 212L240 211ZM246 209H247V206H246ZM245 209V210H246ZM251 208H249V212L247 213V212H245V213H247V214H249V216H251L250 214L252 213V212H254L253 211V209H251ZM55 210V209H54ZM57 210V209H56ZM55 210V211H56ZM101 210V209H100ZM218 210V209H217ZM236 210V209H235ZM88 211V210H87ZM237 211H234L233 213H234V215H235V212H237ZM242 211H243V209H242ZM247 211V210H246ZM250 211H251V213H250ZM5 212V213H6ZM26 212V213H27ZM60 212H58L57 213V215H61L60 214ZM97 212H100V211H97ZM214 212V211H213ZM218 212V211H217ZM244 212V211H243ZM262 212V211H261ZM259 213V214H256V213H258V211L256 210V215H258L259 217L260 216H262L263 215V213ZM25 213V212H24ZM88 213V212H87ZM239 213H236V214H239ZM245 213H242V214H245ZM17 215V216H19L18 218H17V216L15 217H11L10 215ZM247 214H245V215H247ZM21 215H23V216H21ZM53 215H55V214H50V219H46L47 221H51V217L52 218H54L55 216H53ZM56 215V217H61V216H57ZM182 215V214H181ZM191 215H194V214H191ZM233 215V216H234ZM241 214H239V216H240ZM253 215H254V213H253ZM253 215L251 216V217H247V220H249L250 218V224H251V221L253 220V222H255V221H257V222H255V223H253V224H251V226H253L254 225V227H255V224L259 227H257L256 226V228H255V232L253 231V232H251V233H255L254 235L256 236V233L258 232H256V229L258 228V229H260L259 230V233L257 234V236H259V238H257V237H255L256 238V240L257 241H259L258 239H260V238H264V222H262L261 223V221H263V217H264V215H263V217H261V218H258V217H256V219L257 220H255V217L253 218ZM49 216V215H48ZM68 216V217H67ZM195 216H197V215H195ZM194 216V217H195ZM230 216H231V218L233 217L231 214H230ZM238 215H237V217H239ZM241 216H244V215H241ZM10 217V218H9ZM21 217H23V218H21ZM92 217V218H91ZM111 217V216H110ZM235 217V216H234ZM245 217V216H244ZM32 218V217H31ZM45 218H44V222H45ZM65 218V219H64ZM71 218H73V219H71V221H69ZM82 218V219H81ZM84 218H85V220L88 222V220H90V221H92L93 223H90V221L87 223L85 220H84ZM91 218V219H90ZM197 217H195L194 219L196 220V222L198 221V218L196 219ZM230 218V220H232ZM253 218V219H252ZM33 219V218H32ZM229 219V218H228ZM236 220L238 219V218H235ZM243 219V218H242ZM245 219V218H244ZM262 219V220H261ZM73 220V221H72ZM126 220V221H125ZM226 220V219H225ZM238 220H240V218L238 219ZM10 221H11V223H10ZM46 221V222H47ZM130 221V222H129ZM216 221V223L215 222H213V223H215V224H217V223H221V221H218V220H215ZM232 221H234V220H232ZM245 222H247L246 221V219L244 220ZM244 221H242L241 220V222L242 223H244V224H246ZM15 222H17V224L15 223ZM23 222H24V224H23ZM37 223V225H36V223ZM43 222V223H44ZM62 222V223H61ZM77 222V221H76ZM84 222H86L87 223V225H85L84 224ZM122 222V223H121ZM227 222H228V220H227ZM235 222V221H234ZM237 222H239V221H237ZM240 222V223H241ZM248 222V223H249ZM20 223V224H19ZM35 223V224H34ZM83 223V224H82ZM91 224L90 226L88 225V224ZM95 223V224H94ZM130 223V224H129ZM223 223V224H222ZM222 223L220 224L221 225V227H223V226H225V224L228 226L229 224H230V222H229V224H227L226 222H224L223 220H222ZM225 223V224H224ZM10 224V225H9ZM11 224H13V225H11ZM123 224V225H122ZM219 224H217V225H219ZM234 224V223H233ZM236 224V223H235ZM21 225V226H20ZM59 225L62 227H60L59 228ZM72 227V228H70V230L72 229V232L73 233H75L74 235L75 236H71V238H67V235H65L66 234V232H67V230H69L67 227ZM71 225H73V226H71ZM78 225V224H77ZM82 225H84L83 227H82ZM211 225H213V232H215V236H217V237H219L220 238V240L218 239V242H220V243H222V241H224L225 243H226V240H229V238L228 239H226L225 237V240H224V238H223V236L222 237H220V235H219V233H217V232H220L219 230H221V229H219L218 228V226H217V229H215L216 228V225L214 226V224H211ZM220 225H219V227H220ZM262 225V226H261ZM8 226V227H7ZM15 226H17V227H15ZM23 226V227H22ZM58 226V227H57ZM87 226V227H86ZM94 226V227H93ZM122 227L124 230L127 228V230L126 231H122L123 232V234L124 233H128L127 231H128V228L129 227ZM196 226H197V224H196ZM235 225H233V227H234ZM237 226L239 227V225L237 224ZM248 226V225H247ZM247 226H241V227H239L238 229H236L237 231L240 229V228H247ZM40 226H38V228H39ZM55 227H56V229H55ZM85 227V228H84ZM226 227V226H225ZM2 228V229H1ZM59 228V229H58ZM80 228V230L82 231V229ZM87 228V229H86ZM195 228V227H194ZM224 228V227H223ZM227 228V227H226ZM225 228V229H226ZM244 228H243V230L242 229H240L241 230V233L240 232H237L236 230V232L237 233H240V235L238 234V235H235V234H237V233H235V232H233V233H235L234 235H235V237L236 236H238L237 238H239L240 239V237L243 239V241H244V239H246V238H248L250 235H251V233H250V231H249V233L247 232L248 231V229L246 230L245 229V231H244ZM252 229H254L253 227H251ZM10 231H9V230ZM42 229H43V226H42ZM55 229V230H54ZM84 229H86V230H84ZM196 229V228H195ZM250 229V228H249ZM52 230H54V231H52ZM74 230V231H73ZM90 230V231H89ZM251 230V229H250ZM262 230H263V232H262ZM4 231H5V233H4ZM17 231V232H16ZM24 231V232H23ZM39 231H40V233H39ZM66 231V232H65ZM129 231H130V228H129ZM217 231V232H216ZM252 231V230H251ZM15 232V233H14ZM35 232H37V233H35ZM49 232V231H48ZM243 232H246V234L245 233H243ZM11 233V234H10ZM30 233H32L33 235H30ZM40 235H39V234ZM50 233V232H49ZM56 233V232H55ZM54 233V234H55ZM248 233V234H247ZM38 234V235H37ZM51 234V236H53V238H55L54 236L55 235H52ZM88 234H89V236H88ZM194 234H196V233H194ZM193 234V235H194ZM243 234H244V236L246 237V238H243L244 236H243ZM250 234V235H249ZM259 234H262V235H259ZM11 239H13V238H15L16 239V241H14V240H9L8 238H7V236ZM31 237H33V238H30V236ZM247 235H249L248 237H247ZM254 235H252V236H254ZM5 236V237H4ZM62 236L64 237V238H62ZM88 236V237H87ZM240 236V237H239ZM251 236V237H252ZM20 237V238H19ZM191 237V236H190ZM234 236H232L231 238H233ZM234 237V239H231L230 238V240H233L234 242H236V243H238V244H240L239 243V241L240 240H237V238H235ZM30 238V239H29ZM52 237H51V240L53 239ZM59 238V239H58ZM65 238H67V240L65 239ZM186 238V237H185ZM192 239H194L195 237H191ZM198 238V237H197ZM197 238H196V240H197ZM8 239V240H7ZM25 239V240H24ZM60 239L62 240V241H60ZM74 240V242H73V240ZM107 239L105 240V241H107ZM109 239H111V240H109ZM113 239V240H112ZM116 239V240H115ZM124 239V240H123ZM184 239V238H183ZM187 240L186 241H189V240H191L192 241V239H188V237L186 238ZM250 239V238H249ZM248 239V240H249ZM21 240V241H20ZM49 240V239H48ZM47 240V241H48ZM53 240H55V239H53ZM195 240V239H194ZM193 240V242H195ZM229 240V242H231ZM248 240L246 239V241H244V243L246 244V246H244L243 245V243L241 242V244L243 245V247H244V249H243V247H242V245H240V248L242 247V249H240V251L242 250L243 252V254H244V252H245V255L244 256H246L247 258H250L251 257V255L250 254H253L252 255V257L251 258H253V259H255V258H257V254H259L258 252H260V251H258V249H259V245H261V243L263 242H261L260 244H259V242L261 241H259L258 242V244L259 245H257V241L256 242H254V240H252L251 242L253 243L254 242V244L252 245L251 243H249L248 242ZM264 240V239H263ZM12 242L13 243V241H14V244L13 245H11V246H14V248H16L15 247V244H16V246H17V248H19V249H14V250H12L11 248L12 247H10V249H9V247L7 246V244H5L6 242L8 243V242ZM30 241V242H29ZM37 241H39L38 243H37ZM76 241V242H75ZM82 241V242H81ZM117 241V242H116ZM154 241H159L160 243H162V240L160 241V240H155V239H153V242ZM191 241H189V242H191ZM33 242V243H32ZM52 242V241H51ZM60 242V243H59ZM81 242V243H80ZM111 242H113V243H111ZM193 242H191L192 244H193ZM229 242H227V243H229ZM58 243V244H57ZM124 243V244H123ZM225 243H222V245L223 244H225ZM226 243V244H227ZM255 243H256V246H255ZM30 244V245H29ZM57 244V245H56ZM77 244V245H76ZM248 244V245H247ZM250 244V245H249ZM9 245V244H8ZM70 245V246H69ZM89 245V246H88ZM112 245H110V248H111V246ZM234 246V251H233V253H234V255H233V253L231 252V254L232 255H230V253H228V255L227 256H229L231 259H232V257L234 256V261H233V259L231 260L232 262H233V264H234V262L235 261H238L240 264H245L246 262V264H250V261H246V260H244V256L243 255H241L240 254V251H239V253L237 254V255H235V252L237 251V249H236V245L235 244H233V242L230 244H227V245H225V246H228V247H230V246ZM22 248H21V247ZM238 246V245H237ZM250 248H249V247ZM261 246H263L262 247V252H261V255L259 256V258H257V259H259V261H260V259H261V261L263 262V264H264V255L262 254V253H264V243L261 245ZM23 247H24V249H23ZM217 248H221L220 246H216ZM216 247H214V248H216ZM258 247V248H257ZM8 248V249H7ZM30 248V249H29ZM36 248V249H35ZM46 248V247H45ZM216 248V249H217ZM223 248V247H222ZM238 248V247H237ZM22 249V250H21ZM89 249H92L91 251H89ZM215 249V250H216ZM231 249H233V247L231 248ZM230 249V250H231ZM248 249L250 250L249 252H248ZM89 251V252H86V251ZM116 250V249H115ZM119 250V249H118ZM218 251H219V249H217ZM220 250H222V249H220ZM244 250H247V251H244ZM261 250V249H260ZM75 251V252H74ZM132 251V253L134 252L133 250H131ZM237 251V252H238ZM253 251V252H252ZM36 254H35V253ZM77 252V253H76ZM15 253V254H14ZM16 253H17V255H16ZM129 252H127L125 255L122 253V255L121 254H118V255H116L119 259L120 258H124V256H125V262H127V259H129V258H131V252H130V254H128ZM34 254V257H31L32 255ZM56 254H57V256H56ZM55 254V256H56V258L54 257H52L51 259L53 260V262L54 263H56L55 261L57 260V263L56 264H63L62 263V261L61 260H63L64 259V257L63 256H61L62 254H60L58 251H57V253ZM84 254V255H85ZM240 254V255H239ZM247 254V255H246ZM256 254V255H255ZM17 256V258H15V257H13V256ZM27 255V256H26ZM39 255V256H38ZM40 255H41V257H40ZM71 255H72V257H71ZM114 255V257H115V259H118L116 256ZM255 255V256H254ZM263 255V256H262ZM29 256V257H28ZM122 256V257H121ZM241 257V259L243 260V261H241L240 262V260L238 259V257ZM28 257V258H27ZM89 257V256H88ZM89 257V258H90ZM114 257H113V260H114ZM126 257H128L127 259H126ZM243 257V258H242ZM4 258V259H3ZM13 258V259H12ZM29 258H30V260H29ZM39 258V259H38ZM45 258V259H44ZM250 258V259H251ZM17 259V260H16ZM50 259V258H49ZM48 259V260H49ZM51 259L49 260V262H52L51 261ZM116 260V262H115V260H114V262H113V260H111L110 261V259H109V261H110V263L111 264H119V262H120V260ZM37 260V261H36ZM55 260V261H54ZM74 260V259H73ZM124 260V259H123ZM15 261V262H14ZM19 261H20V263H19ZM31 261V263H29V262ZM39 261V262H38ZM77 261V260H76ZM75 260H74V262L75 263H73V261L71 262L72 264H77V262H76ZM87 261V260H86ZM119 261V262H118ZM122 261V260H121ZM246 261V262H245ZM254 261L255 260H253V263H254ZM44 262V263H43ZM52 262V263H53ZM78 262H81V261H78ZM113 262V263H112ZM124 261H122L121 262V264H124L125 263ZM238 262H236V264H239ZM245 262V263H244ZM53 263V264H54ZM70 263V264H71ZM200 263H204L203 261H201ZM231 262L229 261L228 262V264H230ZM252 263V259H251V264H253ZM80 264H82V263H80ZM109 264V263H108ZM125 264H127V263H125ZM162 264H164V262H162ZM255 264V263H254ZM257 264H262V263H258L257 262Z\"/></svg>",
	"mask_w": 264,
	"mask_h": 264
},
{
	"label": "bare ground",
	"instance_id": "2",
	"mask_svg": "<svg viewBox=\"0 0 264 264\" xmlns=\"http://www.w3.org/2000/svg\"><path fill=\"white\" fill-rule=\"evenodd\" d=\"M3 1H6V0H3ZM2 0H0V6L1 7H3L2 6V3L1 2H3ZM16 1V0H15ZM18 1V4H16V3H14V5H12L11 7H8L9 6V4H7V8H10V9H6V6H5V8H3L1 11H0V31L2 32V31H4V32H2V35H1V33H0V54L2 53V52H4V53H6L5 55H6V57H5V55H4V53H3V59H4V61L3 60H0V99H3L1 102H0V107H2L1 105L3 104V106H5L4 104L5 103H9L8 101L10 100V98H13V99H15L16 100V97L13 95L14 93L13 92H15V90L20 86V85H27V86H29L30 87V85H29V83L31 84V81L33 80V77H34V75H35V72H37L38 71V69H39V64H37L38 62H35V61H33V60H31L29 57L34 53V52H36V47H35V45L34 44H32V43H36V41H34L33 42V37H32V35L31 36H28L27 34H30L29 33V31L30 30H28L29 28L30 29H32V30H34V32H35V34L37 35L38 33V31H37V29H38V26L40 25L39 24V20L37 19L40 15H38V14H40L39 12H40V8L39 7H37V9H36V12L37 13H35V11H33L34 13L31 15V16H36V17H31V19H30V15H29V11H30V9H28V8H31V6L29 7V5H31V3L32 2H36V0H23L22 2H21V0H17ZM27 1H30V4L28 5V7L26 6L27 5ZM32 1V2H31ZM42 1V0H41ZM43 1H46V0H43ZM57 1V0H56ZM69 1V3H70V0H68ZM78 1V0H77ZM85 1V0H84ZM87 1V0H86ZM90 1V0H89ZM122 1V0H121ZM134 1V0H133ZM148 1V0H147ZM201 1H203V0H201ZM227 1V0H226ZM229 1V0H228ZM245 1V2H244ZM244 1H242L241 3H245V4H247V5H249L250 4V0H244ZM255 2H256V0H254ZM19 2H21V6H22V3H25L26 5L24 6L25 8L24 9H26L25 11H24V9H22V7H20L22 10H20V8H18V6H15V5H19L20 6V4H19ZM61 2H64V0H60V3ZM74 2H75V0H74ZM79 2V1H78ZM93 2V1H92ZM95 2H97V1H95ZM103 2V1H102ZM105 2V1H104ZM171 2V1H170ZM170 2H169V0L168 1H165L164 3L163 2H161V3H163V4H165V6L166 5H170ZM173 2V1H172ZM196 2V1H195ZM194 2V3H195ZM217 2H219V1H217ZM216 2V3H217ZM224 2V1H223ZM253 2V1H252ZM11 3V2H10ZM55 3H57V2H55ZM68 2H66V4H67ZM109 3V2H108ZM160 3V2H159ZM160 3V4H161ZM203 3H204V1H203ZM206 4H207V6H210V3H209V5H208V3L207 2H205ZM215 3V4H216ZM220 3V2H219ZM230 3V2H229ZM39 4L41 5V4H43V3H40L39 2ZM77 4V3H76ZM80 4V3H79ZM118 4H120V3H118ZM159 4V5H160ZM197 4V3H196ZM200 7H199V2H198V9L195 7V6H193L194 8H196L197 10H200V8H201V14H202V9H205V7L204 6H206L205 4H202L201 2H200ZM228 4V3H227ZM240 4V3H239ZM254 3H252V5H253ZM33 5V4H32ZM70 5V4H69ZM72 5H75V4H72ZM78 5V4H77ZM204 5V6H203ZM217 5H221V4H217ZM217 5H216V7H214L213 6V4H212V9L211 10H213V9H216V8H218L217 7ZM234 5V4H233ZM233 5H230V6H233ZM246 5V6H247ZM263 5V4H262ZM261 5V6H262ZM14 6V7H13ZM36 6H37V4H36ZM35 6V7H36ZM39 6V5H38ZM43 6V5H42ZM42 6H41V8H42ZM49 6V5H48ZM66 6V5H65ZM79 6V5H78ZM120 6V5H119ZM131 6V5H130ZM155 6H157V5H154L153 7H155ZM202 6V7H201ZM222 6V5H221ZM224 6V5H223ZM222 6V7H223ZM225 6H228V5H225ZM224 6V7H225ZM245 6V5H244ZM245 6V8H248V6L246 7ZM260 6V5H259ZM13 7V8H12ZM33 7V6H32ZM63 7V6H62ZM192 7V8H193ZM238 7H240L239 5H238ZM14 8L16 9L15 11H16V13H17V15H16V13H15V11H14ZM44 8V7H43ZM54 8V7H53ZM52 8V9H53ZM61 8V7H60ZM65 8V7H64ZM63 8V9H64ZM133 8V7H132ZM181 8V7H180ZM185 7H183V9H184ZM189 8V7H188ZM188 8L186 9V11L187 12H189V10H188ZM193 8V9H194ZM227 8L228 7H226L225 9L227 10ZM233 8V7H232ZM232 8L230 9V10H232ZM256 8V7H255ZM254 8V9H255ZM262 8V7H261ZM50 9V8H49ZM56 9V8H55ZM62 8H61V10H63ZM71 9V8H70ZM120 9V8H119ZM151 9V8H150ZM174 9V8H173ZM190 9V8H189ZM196 9H194L195 11H196ZM223 10H225L224 8H222ZM243 10H246V9H244V8H242ZM38 10H39V12H38ZM45 10H46V5H45ZM54 10V9H53ZM60 9H59V11L58 10H55V12L57 11V15H58V12H62ZM82 11L84 10V8L83 9H81ZM117 10V9H116ZM131 10V9H130ZM133 10V9H132ZM164 10V9H163ZM178 10H179V8H178ZM181 10H182V8L180 9V12H181ZM206 11H207V9H205ZM204 10V11H205ZM208 10H210V8L208 9ZM222 10V11H223ZM252 10V9H251ZM264 10V9H263ZM262 10V11H263ZM28 11V12H27ZM43 11H44V9H43ZM43 11H41V12H43ZM52 11V10H51ZM64 11V10H63ZM115 10H113V12H114ZM149 11V10H148ZM176 11V10H175ZM182 11H184V10H182ZM193 11V10H192ZM200 11H198L199 13H200ZM247 11V10H246ZM246 11L242 14V16L243 15H245V13H246ZM18 12H20L19 14H18ZM25 12V15H26V13L29 15V17H28V20H29V22L31 23V24H29L28 23V20L26 19L27 17H25V18H23V17H20V15H21V13H22V15H23V13ZM50 12V11H49ZM109 12V11H108ZM128 12H129V10H128ZM130 12H132V11H130ZM194 12V11H193ZM209 12V11H208ZM213 11H211V13H212ZM215 12V11H214ZM216 12H218V10L216 11ZM215 12V13H216ZM225 12V11H224ZM233 12V11H232ZM252 12V11H251ZM250 12V13H251ZM254 12L255 13H252V15H253V18L250 16V18L252 19V24L253 25H255V26H252V28L253 29H258L259 30V28L258 27H260L262 30H260V31H262V32H260L259 31V34L262 36V37H264V14H262L261 12L259 13V11H258V13L259 14H257V11H256V9L254 10ZM30 13H31V11H30ZM53 13V12H52ZM97 13V12H96ZM111 12H109V14H110ZM166 13V12H165ZM170 13V12H169ZM197 13V12H196ZM207 13V12H206ZM210 13V12H209ZM215 13H213V15L215 14ZM226 13H227V11H226ZM42 14V13H41ZM72 14V13H71ZM105 14V13H104ZM108 14V15H109ZM115 14V13H114ZM185 15H186V13H184ZM198 14V13H197ZM218 14H219V12H218ZM217 14V15H218ZM221 14H223V13H221ZM228 14V13H227ZM16 15V16H15ZM50 15V14H49ZM143 15V14H142ZM203 16L205 15V14H202ZM202 15H201V17H202ZM210 15V14H209ZM208 15V16H209ZM220 15V14H219ZM226 15V14H225ZM225 15L223 14L220 18H222V20H217V21H219L218 22V29H232L233 27H232V25L233 24H235L234 25V27L235 28H233V30L237 33V35L238 36H240V34H242L244 31H240L239 29H240V26H239V23L240 22H243V21H239V22H237V23H235V22H232V20H229V21H231V23L229 22H226V17H225ZM20 17L18 20L17 19H15L14 20V17ZM27 16V15H26ZM61 16V15H60ZM65 16V15H64ZM79 16V15H78ZM93 16H94V14H93ZM96 16V15H95ZM116 16V15H115ZM129 16V14L127 13V17ZM187 16H188V14H187ZM227 16V15H226ZM249 16H247L248 18H249ZM17 17V18H18ZM56 17V16H55ZM70 17H71V15H70ZM212 17H214V16H211V18ZM40 18H41V16H40ZM82 18H83V16H82ZM81 18V19H82ZM116 18V17H115ZM141 18H142V16H141ZM197 18V17H196ZM199 18V17H198ZM228 18H229V16H228ZM228 18H227V21H228ZM48 19V18H47ZM92 19V18H91ZM123 19H126V18H123ZM129 19V18H128ZM188 19V18H187ZM231 19V18H230ZM245 19V18H244ZM25 20H27V25H25V24H23V22H25ZM49 20V19H48ZM52 20V19H51ZM59 20H62V18L61 19H59ZM63 20H64V18H63ZM70 21L71 20H73V18L71 19H69ZM76 20H78V18L76 19ZM83 20H85V21H88V20H86V18H84ZM104 20V19H103ZM131 20V19H130ZM140 20H142V19H140ZM198 20V19H197ZM202 20V19H201ZM37 21V22H36ZM66 21H67V19H66ZM92 20H90L89 19V22H91ZM143 21V20H142ZM145 21V20H144ZM225 21V22H224ZM234 21V20H233ZM248 21H250V20H248ZM20 22V24H18ZM73 22V21H72ZM82 22V23H81ZM89 22H87V23H89ZM192 22V21H191ZM190 22V19H189V21H188V23H191ZM212 22V21H211ZM261 22V24H260V26H259V23ZM40 23H42L41 21H40ZM74 23V22H73ZM85 22L84 21H80V24H79V26L82 24H84ZM96 23V22H95ZM128 24H132L133 23V21H130V22H127ZM143 24H144V22H142ZM197 23V22H196ZM220 23V24H219ZM233 23V24H232ZM21 24L24 26H21ZM29 24V25H28ZM37 24H38V26H37ZM89 24H91V23H89ZM134 24V23H133ZM249 24H251V21L249 22ZM63 25V24H62ZM97 25V24H96ZM183 25V24H182ZM206 25V24H205ZM240 25H242V24H240ZM41 26V25H40ZM69 26V25H68ZM78 26V25H77ZM94 26V25H93ZM98 26V25H97ZM96 26V27H97ZM121 26H125V25H121ZM127 27H128V25H126ZM130 26V25H129ZM134 26H136L135 24H134ZM141 27H142V24L140 25ZM23 27V28H22ZM87 27V26H86ZM90 27V26H89ZM131 27V26H130ZM144 27H146L145 26V24H144ZM143 27V28H144ZM205 27V26H204ZM224 27V28H223ZM40 28V27H39ZM49 28V27H48ZM112 28V27H111ZM126 28V27H125ZM2 29V30H1ZM20 29H24V30H20ZM96 29V28H95ZM137 29H139V28H137ZM181 29V28H180ZM236 29V30H235ZM41 30V29H40ZM53 30H54V28H53ZM57 30V29H56ZM60 32L62 31L61 29H58ZM80 30V29H79ZM121 30V29H120ZM146 30V29H145ZM183 30V29H182ZM195 31H197L198 32V29L196 30V29H194ZM20 31V32H19ZM22 31V32H21ZM44 31V30H43ZM67 31V29L66 30H64V31H62V32H66ZM81 31V30H80ZM117 31V30H116ZM136 31V30H135ZM208 31H211V29L209 30L208 29ZM17 32H19V33H17ZM62 32L60 33V35H63L62 34ZM68 32V31H67ZM70 32V31H69ZM79 32V31H78ZM84 32H85V29H84ZM91 32V31H90ZM121 32V31H120ZM125 32V31H124ZM138 32V31H137ZM191 32V31H190ZM246 32V31H245ZM244 32V33H245ZM48 33V32H47ZM51 33V32H50ZM55 33V32H54ZM56 33H58L57 31H56ZM81 33H82V31H81ZM86 33V32H85ZM129 33V32H128ZM145 33V32H144ZM150 33V32H149ZM193 33V32H192ZM213 33V32H212ZM218 33V32H217ZM243 33V34H244ZM3 34L5 35L4 37H3ZM26 34V36H25V38H24V40L22 39L24 36L23 35H25ZM32 34V33H31ZM69 34V33H68ZM118 34V33H117ZM121 34H123V33H121ZM130 34V33H129ZM132 34V33H131ZM201 33H197V35H198V37H199V35H200ZM206 34V33H205ZM204 34V35H205ZM208 34V33H207ZM222 34V33H221ZM229 34V33H228ZM34 35V34H33ZM56 35V34H55ZM81 35V34H80ZM83 33H82V35H81V37H79V40H78V42L80 43V41H83L84 39H83ZM123 35H125V34H123ZM146 35V34H145ZM144 35V36H145ZM209 35V34H208ZM213 35H215V34H213ZM256 35V34H255ZM259 35V36H260ZM42 36V35H41ZM52 36V35H51ZM69 36V35H68ZM76 36V35H75ZM186 36V35H185ZM181 36L182 38L184 37L185 38V42L186 43H188V40H186L188 37L186 36ZM217 36V35H216ZM3 37V38H2ZM37 38L36 39H39L38 37H39V35L38 36H36ZM49 37V36H48ZM134 37H136V34L134 35ZM180 37V38H181ZM206 37H208V36H204L203 38H199L203 43H202V45L204 44V45H206L204 48H203V46H202V48L203 49H205V48H208L207 47V45L209 44V38H206ZM210 37V36H209ZM125 38H127L126 37V35H125ZM137 38V37H136ZM142 38V37H141ZM140 36L137 38V39H134L135 41L137 40V42L138 41H140ZM181 38V39H182ZM184 38H183V41H184ZM190 38V37H189ZM188 38V39H189ZM242 38V37H241ZM4 39V40H3ZM35 39V40H36ZM42 39V38H41ZM81 39V40H80ZM83 39V40H82ZM110 39V38H109ZM150 39V38H149ZM202 39H204V41L202 40ZM213 39V38H212ZM23 40V41H22ZM54 40V39H53ZM58 40V39H57ZM63 40V42H64V38L62 39ZM68 40H69V38H68ZM68 40H67V42H68ZM94 41L95 39H91V40H89V43L91 42V41ZM98 40V39H97ZM97 40H95L94 42H96ZM127 40H128V38H127ZM126 40V41H127ZM145 40V39H144ZM194 40V39H193ZM253 40V39H252ZM92 41V42H93ZM128 41H130V39L128 40ZM133 40H131L130 41V43L132 42ZM183 41H181V42H183ZM207 41H208V43H207ZM219 41V40H218ZM263 41H264V39H263ZM94 42H93V44L91 43V45H92V48H93V46L95 45L94 44ZM101 42V41H100ZM116 42V41H115ZM224 42V41H223ZM70 44H71V42H69ZM77 43V42H76ZM83 43H84V41H83ZM86 43V42H85ZM127 43V42H126ZM134 44L136 43V42H133ZM139 43V42H138ZM157 43H159V42H157ZM190 43V42H189ZM192 44H193V42H191ZM207 43V44H206ZM69 44V45H70ZM73 44H74V42H73ZM80 44H82V42L80 43ZM97 44H99V43H97ZM113 44V43H112ZM112 44H110V45H112ZM116 44V43H115ZM118 44H120L119 42H118ZM144 44V43H143ZM185 44V43H184ZM246 44H248V43H246ZM47 45V44H46ZM87 45H89V44H87ZM105 45V44H104ZM136 45V44H135ZM154 45V44H153ZM210 45H211V43H210ZM224 45V44H223ZM234 45V44H233ZM236 45H238V44H236ZM6 46V47H5ZM39 46H42V45H39ZM48 46V45H47ZM97 46V45H96ZM128 46H129V43H128ZM139 46H140V43H139ZM188 46V45H187ZM245 46V45H244ZM44 47H46V46H44ZM66 47V46H65ZM80 47H81V45H80ZM95 47V46H94ZM99 47V46H98ZM130 47V46H129ZM192 47V46H191ZM213 47V46H212ZM218 47V46H217ZM6 48V49H5ZM25 48H29V53L28 52H26V53H28L27 55L24 53V55L25 56H23V54H22V56H21V54L19 53V52H21L22 50H24ZM59 48V47H58ZM97 48V47H96ZM107 48V47H106ZM134 48H135V46H134ZM144 48V47H143ZM220 48V47H219ZM2 49V50H1ZM36 49V50H35ZM55 49V48H54ZM74 49V48H73ZM81 49V48H80ZM85 49V48H84ZM88 49H89V47H88ZM121 49V48H120ZM140 49V48H139ZM76 50V49H75ZM74 50V51H75ZM92 50V49H91ZM117 50H119V49H117ZM134 50V49H133ZM27 51V50H26ZM77 51H79V50H77ZM81 51V50H80ZM86 51H90V49L89 50H87L86 49ZM94 51V50H93ZM191 51V50H190ZM206 51H208L209 52V49H205V52ZM233 51V50H232ZM24 52H25V50H24ZM67 52V54H68V52L69 51H66ZM83 52H85V51H83ZM104 52H106L107 53V49H106V51H105V47H104ZM110 52V51H109ZM114 52V51H113ZM112 52V53H113ZM116 52V51H115ZM140 52H141V50H140ZM187 52V51H186ZM13 53H16V54H14V55H12ZM131 53H133V51L131 52ZM135 53V52H134ZM142 53V52H141ZM151 53V52H150ZM150 53H148V54H150ZM159 54H160V52H158ZM207 53V52H206ZM18 54H20V57H18ZM66 54V53H65ZM97 54H98V52H97ZM115 54V53H114ZM162 54V53H161ZM163 54H164V51H163ZM207 54H211V53H207ZM244 54V53H243ZM2 55V54H1ZM12 55V56H11ZM38 55V54H37ZM99 55V54H98ZM136 55H139V54H136ZM165 55H167V53L165 54ZM78 56V55H77ZM83 56H85V55H83ZM114 56V55H113ZM113 56H111V57H113ZM150 56V55H149ZM211 56V55H210ZM6 59H5V58ZM9 57H11V58H9ZM14 57H16V58H19V60L18 59H14ZM75 57V56H74ZM137 57H139V56H137ZM136 57V58H137ZM147 57V56H146ZM145 57V58H146ZM153 56H151V58L149 59V60H151V62H152V60H153V58H152ZM165 57V56H164ZM171 57H172V55H171ZM241 57V56H240ZM7 58H9V59H7ZM76 58V57H75ZM74 58V59H75ZM107 58V57H106ZM110 58V57H109ZM108 58V59H109ZM229 58H230V56H229ZM228 58V59H229ZM239 58V57H238ZM238 58H237V60H238ZM1 59V58H0ZM99 59H100V57H99ZM101 59H103V57L101 58ZM144 59V58H143ZM142 59V60H143ZM16 61V60H18L19 62H16V63H13V61ZM112 60H113V58H112ZM14 61V62H15ZM80 61V60H79ZM114 61V63H115V60H113ZM112 61V62H113ZM164 61V60H163ZM212 61V60H211ZM240 61V60H239ZM40 62H42V61H40ZM51 62V61H50ZM63 62H65V61H63ZM111 62V61H110ZM138 62V61H137ZM159 62V61H158ZM157 62V63H158ZM187 62V61H186ZM199 62V61H198ZM74 63V62H73ZM200 63V62H199ZM212 63V62H211ZM240 63V62H239ZM37 64V65H36ZM153 64V63H152ZM160 64H162V63H160ZM7 65H9V66H7ZM69 65V64H68ZM72 65V64H71ZM142 65V64H141ZM150 65V64H149ZM156 66H158V65H156ZM155 66V67H156ZM163 66H165V63H164V65ZM70 67V66H69ZM148 67V66H147ZM161 67V66H160ZM240 67H242V66H240ZM245 67H247V66H245ZM134 68V67H133ZM139 68V67H138ZM158 68V67H157ZM189 68V67H188ZM244 68V67H243ZM243 68H242V70H243ZM126 69V68H125ZM204 69H206L207 70V67L206 68H204ZM257 69V68H256ZM12 71V73H11V71ZM151 70V69H150ZM155 70V69H154ZM154 70H152V71H154ZM191 70V69H190ZM205 70V71H206ZM259 70V69H258ZM14 71V72H13ZM51 71V70H50ZM10 72V74H8ZM66 72V71H65ZM204 72V71H203ZM253 72V71H252ZM14 73V77L16 78V81L17 82H14L15 81V79L12 81L11 80V78L12 77H10L11 76V74H13ZM191 73H192V71H191ZM203 74V73H202ZM204 74H205V72H204ZM207 74V73H206ZM9 75V76H8ZM13 76V75H12ZM112 76H114V74H112ZM164 76V75H163ZM190 76H192V75H190ZM194 76V75H193ZM192 76V77H193ZM100 77V76H99ZM99 77H97L98 79H100ZM172 77V76H171ZM213 77V76H212ZM253 77V76H252ZM184 78H186V77H184ZM35 79H36V77H35ZM65 79V78H64ZM109 79V78H108ZM137 79V78H136ZM135 79V80H136ZM204 79V78H203ZM213 79V78H212ZM42 80V79H41ZM57 80V79H56ZM67 80V79H66ZM91 80V79H90ZM102 80V79H101ZM106 80V79H105ZM126 80H127V78H126ZM162 80V79H161ZM189 80V79H188ZM208 80V79H207ZM250 80V79H249ZM36 81V80H35ZM34 81V82H35ZM59 81V80H58ZM109 81H111V83L114 81L113 79L111 80V78H110V80ZM123 81H125L124 79H123ZM133 81V80H132ZM195 81V80H194ZM199 81H201L200 79H199ZM210 81V80H209ZM213 81V80H212ZM224 81V80H223ZM86 82V81H85ZM98 82V81H97ZM104 82V81H103ZM105 82H107L108 83V81H105ZM134 82V81H133ZM165 82H167V81H165ZM208 82V81H207ZM61 83V82H60ZM93 83H94V81H92V82H89V86H90V88H89V86L87 87V84L85 85V88L83 89V86H81V89H83V91L86 89H90L91 90V88H92V86H93ZM99 83H101V82H99ZM131 83V82H130ZM129 83V84H130ZM138 83V82H137ZM213 83V82H212ZM76 84H78V83H76ZM103 84V83H102ZM114 83H112V84H110V85H107V87L109 86H112ZM128 84V83H127ZM164 84V83H163ZM162 84V85H163ZM177 84V83H176ZM197 84V83H196ZM31 85H33V82H32V84ZM59 85V84H58ZM104 85H105V83H104ZM126 85V84H125ZM133 85V84H132ZM165 85V84H164ZM178 85V84H177ZM71 86V85H70ZM95 86V85H94ZM94 86H93V88H94ZM98 86V85H97ZM101 86V85H100ZM186 86V85H185ZM184 86V87H185ZM192 86V85H191ZM211 86V85H210ZM61 87V86H60ZM68 87V86H67ZM96 87V86H95ZM125 87H127V86H125ZM121 83H120V80H119V82L117 83V86H116V88H112L111 87V89H109V88H107V91L109 92V93H107L104 89H105V86H104V89H101V87H100V89L101 90H103V91H105L106 92V94H108V95H106L105 94V98H104V93H103V91H101L102 93H103V97H101V98H104L105 99V101H106V98L108 97V101H109V98H110V100L112 99L110 96H112V95H110V94H113V96L114 95H116L117 97L115 98V100L113 101V99L110 101V102H108V101H106V102H108V103H105V102H101V103H103V104H105L104 106H103V104L102 105H97L96 107H97V110H96V112L94 113V115H92L91 116V114H84L82 117H83V121L81 120V121H78V119L79 118H77L76 120V122L77 123H75L76 125H75V129L74 128H72V130H73V132H74V135L72 136V134H70L69 133V131L71 130H69L68 131V126L70 127V123H68V120H67V122L66 123H68V125H64L65 127H67L66 129H64V130H61V134H59V137H61L64 141V143H67V145H68V143H69V145H70V140L71 141H73V140H75V141H73L72 143H76V145L77 146H79L78 147V149L76 150V148L73 150V152L74 153H72L71 155H73V154H75V153H77V154H75L76 156H78L77 158L76 157H74V161H71V162H74V164H73V166L74 167H77V166H79V162H82V160H83V163L86 161V159H85V155H84V152H83V155H81V154H78V151H79V148H80V145H84V143L86 142V143H88L86 140L87 139H90V137H87V134H88V136H90L91 134L94 136V134L96 135V129H100L101 128V130L100 131H105V130H111V132H109L108 131V133L110 134L111 133V137H108L107 136V140L106 141H108V142H110L109 144H108V142H103V143H101L104 147V149H105V153L107 154V155H109V157H110V154H114V155H111V156H114V158H112V160H111V158H109V157H107L106 155H104V156H106L105 157V160L107 159V161H106V163H105V160H103V162H102V160H101V162H102V165H103V169H100V171L102 170V172L101 173H97V175H95V173H94V175H89L88 173V175L87 174H85V173H81V172H78L77 174H76V172H75V175L76 176H81L82 178L83 177H85V178H81V177H78V178H81L83 181H86L87 179L89 180H92V181H94V184L93 183H91L92 185H100L101 183H102V181H103V185L104 186H108V185H110V183L111 184H113L111 181L112 180H114L113 179V177L115 176L114 174L116 173L117 175L116 176H118V174H119V176H118V178L116 179L115 177V179L116 180H118L119 181V185H122V186H120L119 187V185L117 186H115V187H113V189H114V191L112 190V188L111 189H108L107 190V188L105 189L104 188V186H100L99 187V189H97L98 191L100 190V188L102 187V191L103 192H101L100 194H98L99 192H97V190H94V191H96L97 193L92 197V198H90V200H92L93 202H91L93 205H95V206H97V205H99V207H100V209H95V211L93 212V214H90V212L89 211H91V210H89V209H92V207H94V206H87L86 204L87 203H84V201L82 200V202H80V204H79V202L78 203H73V205H70V206H68V204L69 203H67V202H61L60 201V197L58 196V192L60 193L59 195H62V194H64V196L63 197H65V198H68L69 199V201L70 200H72V199H74V200H78L77 198L78 197H80V196H82L81 194H80V196L78 195V197L76 198V197H74L73 195V198H72V196H69V191H66L65 192V190L67 189V187L68 186H70V187H73V184H72V182L74 181V180H72V182H70L71 180H70V178L68 179V180H66L65 178H66V175H63L64 174V172L62 173V172H60V173H56V175L55 176H52L53 177V179H52V177L50 178L49 176H50V174H49V176H46L45 175V177L44 178H42L41 180L39 179V180H37V182L38 181H40V182H38V184L36 185L35 184V182H34V184H33V180L32 179H30L31 180V182L30 181H28V179H27V183L25 182V181H23L24 180V176H23V172H14L13 173V175H11V173L9 172V170L11 171L12 170V168L13 169H17L18 168V170H20V171H23V170H25L26 168H27V170H29L28 169V167L26 166V164L24 165V166H22L21 167V159H23V161H25V160H27L28 161V159H32V160H34V161H36V154L38 153V151L36 152V147L34 148V151L32 150L31 152H33V153H31V152H29V153H27V151H29V146H30V144L28 143V142H30V143H32L31 145L33 146V145H38L39 146V144H44V146H45V148H48L49 146H51V144H52V146H53V144L55 145L56 144V142L53 140V138H52V136L50 137L49 135H47V132H46V130H49V128H51V129H54V128H52L51 126H50V124H49V118H47V117H49L47 114H45V112H40V109H42V107L44 108V106H43V104H42V102H33L32 104H31V106L28 108V107H24L25 105H23V104H21L20 106H19V108L20 109H18L19 111L17 112L18 113V116H16L17 117V119H15L16 120V124L15 125H8V126H6L7 127V129H5L4 131L2 130H0L1 132H3V135H4V132H6V134L4 135V147L0 144V151H2L3 153H0V182L1 183H4L5 185H7L8 186V184H7V180H8V178H9V176L11 175L12 176V178H9V179H11V183H10V187L8 186V188H9V191H2L1 190V194H5V195H7V193H9L10 195H11V197L13 198V196H15L14 195V190L16 189V188H18L21 184L20 183H22V181L25 183V184H28V185H31V187H33L34 189V193L31 195L30 194V196H32L30 199H32L33 197H34V199H33V201H31V202H29L30 204L33 202V204H31V210L29 211V212H27L28 210L27 209H29V206L27 207V209H25V211H23V214H24V216L26 215V214H28V216H29V219L27 220V219H25V221L24 222H26V224H25V227L24 228H21V227H19V225L17 224V222H15L16 224H17V226H15V227H17V229L19 228V230H21L22 231V229H24L25 230V228H26V230L25 231H32V232H34V230L35 231H37V230H40V228H41V230L42 231H44L45 229H48L47 231H46V233L44 232V234H47L48 233V235H43L42 237H40V236H38V239L37 240H43V241H40L41 243L43 242V244L44 245H46V246H44V248H43V250H45V256H46V258L47 259H45L44 261H46V263L45 264H53L54 262H53V260L51 259L53 256L56 258V256H57V251L60 253V254H62L61 256H63L64 257V259L63 260H61L62 261V263L63 264H68V259H70V257H68V250H65V251H60V250H58V246H50V244H52V245H55L54 243H56V241H57V239H56V237H57V235L56 234H58V232L60 233V231L62 230V229H60V231H58L57 232V229H56V227H55V229H56V233L54 234H52L51 233V227H52V225L55 223V221L56 220H58V219H60V220H58V221H56V222H59L58 224H60V221L61 220H63V217H65V215L63 216L61 213H65V212H62V210H61V212L60 211H58V208L57 207H59L58 205H60L61 207H62V205L64 206L65 205V203H67V206H65V207H63V209H67V210H65V211H68V215H70L71 214V216H72V214H73V217H75V219L74 220H76V218H78L75 222H74V224H76L75 226H77V227H74L73 225H71V226H73V229L75 228V229H77L78 228V226H79V233H78V235L76 234V239H78L79 238V236H81L80 235V233H86L85 231L83 232V229L80 227L81 225H79V222L78 221H80V222H82L83 220H79V217L80 216H85V214H87L86 216L87 217H89L90 215L93 217H91L92 218V220H94L93 222H95V223H97V226H96V228H94V229H91V235L89 236V234H88V238L89 239H85V238H83L84 236L82 235V237H81V239L83 238V239H85V240H87L89 243L88 244H90L91 242H98L99 244H96L97 245V248H101L100 246H101V242H103V243H107V242H109L108 241V237L110 236V235H112V237H113V235L114 234H116V232H118V227H120L119 226V223H120V221H123L122 219H126L127 217V219H129L130 218V220H131V223L132 224H130L131 226L129 227V225L128 226H126L125 224L122 226L123 228L126 226V227H129L130 228V231H129V228H128V233L126 234V233H124L123 234V232L122 231H126L127 230V228L124 230L122 227H120L119 229H120V232H121V235L123 236L124 235V239L125 238H127L126 240H128L127 241V243L125 244V245H122V240H121V238H122V236L120 237V238H118V239H120V241L119 242H121L120 244H121V246H119V245H117V244H110V245H112L111 246V248H110V245H109V247H108V249L109 250H106V251H102V257L100 256L101 254H99V255H95V257H93V255H92V257H90V255L88 254V255H86L85 253V255L83 254V256H80V257H76V258H74V257H72V255H71V257H72V259H71V261H70V263L73 261V263H75L74 262V260L77 262V264H80V263H82V264H111L110 263V261L111 260H113V257H114V255L116 254V255H118V254H121L122 255V253L124 254H126L127 252H129L128 254H130V252H131V258H129V259H127L128 257H126V259H127V262H125V256H124V258H120L122 261H124L125 263H127V264H162V262H164V264H202V263H200L201 261H203L204 263L203 264H228V262L230 261L231 263L230 264H233V262L231 261L233 258H234V256L232 257V259L229 257V256H227L228 255V253H230V255H232L231 254V252L233 253V251H234V246L232 245V246H230V247H228V246H225V245H227V244H231L232 242H233V244H237L235 247H236V249H237V251L239 250L240 251V249H242V247H243V245L246 243H244V241H246V239L248 240L249 238V240H248V242L249 243H251L252 245L254 244V242H256L257 240H256V238L255 237H257V238H259V236H257V234L259 233V230L260 229H258L259 227L255 224V227H254V225L253 226H251V224H253V223H255V222H257L258 220L256 219V217H258V218H261V217H263V215H264V211H263V208H262V206L264 205V204H262L261 206H259V204H258V207H261L260 208V210L262 211H259L257 208H256V210L258 211V213H256V210H254L255 208H254V206H253V204H255V203H257L258 201H260L259 200V198H261L260 196L262 195L261 193H263V196H264V192L263 191H260L259 192V190H256V189H261L262 188V190H264V181H263V183H258V182H261V181H258L257 183L260 185V187H259V185H256L255 184V190H256V192L258 191L261 195L260 196H258V199H257V197L255 198L254 196H256L255 194H259V193H256V192H254L253 193V191H252V189H251V191H252V193H253V197H252V195H250V197L252 198V199H254V201H255V203H254V201L252 200V199H250L251 200V203L249 204V206L250 207H248V204H246V205H244L246 202H244V201H247L248 202V197H249V195H246L247 193H248V190L250 189V188H252L251 187V185L250 184H252V182L249 184L248 182H247V184H249V186L250 187H245V189L247 188V190H245V193L246 194H244V195H246V200L244 199L245 198V196H244V203L242 204V201L239 203V199L237 200L238 201V203L240 204V205H238L237 204V201H234V204H237V205H231L230 207H229V205L227 204L226 205V203L224 204V202L225 201H223V200H225V199H227L228 200V198H230V196L232 197V193L233 192H235V191H233L232 192V190H231V188H232V186H230V185H228V183H226V184H224V182H227V180H228V176H229V172H228V169H224V168H222V169H216V167L215 168H213V167H211V165H213V164H211L210 165V163L212 162V161H214V160H211V162H210V152H213V151H211L212 149H208L207 148V142H209V140L211 141V143L214 141H212V139L214 138V136H213V133L211 134L210 132L208 133V134H210V135H212L213 136V138L211 139L210 137H209V135L206 133V127H205V132H204V129H203V127H202V130H201V128H197V129H199V131L197 132V134L196 135H193V131L191 132L190 131V134H192V138H187L188 137V135H189V133H188V135L186 134L185 135V132L183 133V135L181 134V132H180V134L182 135V136H184V138H180V137H182V136H179L178 134H171L172 136H167L166 137V134L165 133H163L164 131H163V129H162V133H160V131L159 132H157V133H159V134H155L154 132H155V130H154V128H155V126H154V128H153V126H149V120L148 121H146V118H154V117H156V115L158 116V114H156V111L155 110H152V109H150L151 111H149V110H146V108H147V105L149 106V102L151 101H148L147 102V99H146V97H143L144 95H146V92H147V90H144V88H143V90L142 91H140V93H138V94H135L133 91H131L130 89H129V91H131L129 94H130V97L131 98H129V99H131L130 101H132L131 103H136L137 101H139V102H141L142 103V106H139V107H137V105L135 106V107H133L135 110H141V109H143L144 108V104H147V105H145L146 106V108H145V111H146V115H144L143 116V114H142V117L141 118H139V122L142 120H145L146 122H148V126H146L145 125V123L146 122H144V123H142L141 122V124H143V125H145V126H142L141 124V126H139L138 127V125L139 124H136L137 125V127H135L136 125H134V126H132V123L131 122H133L132 121V119L134 118V116H136L134 113H136V111H134V113L132 112V114L131 115H127L126 114V112H124V110L126 111L127 110V107H119L118 106V104L120 105V103H119V98L121 99V102H123L122 101V98H124V96H121L122 94H121V89H124L125 88ZM131 87H134V86H131ZM130 87V88H131ZM143 87H144V85H143ZM154 87V86H153ZM260 87V86H259ZM63 88V87H62ZM65 88V87H64ZM76 88H78V86H76V85H72L71 87H68V88H65L64 90H61V93H63V94H68L70 97L69 98H66V103L67 102H70V103H72V102H74V99H73V96H75V93H76ZM92 88V89H93ZM102 88H103V85H102ZM129 88V87H128ZM136 88V87H135ZM168 88V87H167ZM181 88V87H180ZM198 88V87H197ZM61 89V88H60ZM73 89V90H72ZM80 89V88H79ZM98 91L100 90L99 89V87L98 88H96ZM148 89V88H147ZM158 89V88H157ZM165 89V88H164ZM169 89V88H168ZM217 89V88H216ZM59 90V89H58ZM90 90H89V96H90ZM170 90V89H169ZM183 90V89H182ZM201 90V89H200ZM206 90V89H205ZM204 90V91H205ZM25 91V94L27 93V94H29V92H28V90H26V87H24V90H23V92ZM54 91V90H53ZM57 91V90H56ZM60 91V90H59ZM95 91V90H94ZM135 91H137L136 89H135ZM155 91V90H154ZM172 91V90H171ZM207 91V90H206ZM210 91V90H209ZM209 91H207V92H209ZM16 92H18V90H16ZM20 92V91H19ZM18 92V93H19ZM97 92V91H96ZM110 92H112V93H110ZM125 92V91H124ZM133 92V94L134 95H131V93ZM160 92V91H159ZM170 92V91H169ZM175 92H176V90H175ZM178 92V91H177ZM201 92V91H200ZM55 93V92H54ZM60 93V94H61ZM181 93V92H180ZM194 93V92H193ZM80 94V93H79ZM83 94V93H82ZM84 94H85V92H84ZM100 94V92L98 93V95ZM121 94V95H120ZM126 94V93H125ZM143 94V96H141ZM168 94H170V93H168ZM67 95V96H68ZM93 95H94V93H93ZM101 95V94H100ZM99 95V96H100ZM136 95H138V97L136 96ZM17 96L19 97V94H17ZM62 96V95H61ZM78 96V95H77ZM77 96H75V97H77ZM95 96V95H94ZM178 96V95H177ZM189 96H191V95H189ZM79 97V96H78ZM91 97V96H90ZM119 97V98H118ZM139 97H141V98H139ZM166 97V96H165ZM178 97H180L181 98V96H178ZM58 98V97H57ZM60 98V97H59ZM65 98V97H64ZM81 98V97H80ZM92 98H93V96H92ZM96 98H97V95H96ZM100 98V99H101ZM126 98V97H125ZM207 98V97H206ZM87 99V98H86ZM87 100H89V99H87ZM95 100V97H94V99H93V101ZM97 100H99V99H97ZM149 100V99H148ZM165 100H167V99H165ZM56 101V100H55ZM113 101V102H112ZM168 101V100H167ZM169 101H171V99L169 100ZM176 101H177V99H176ZM65 102H63V103H65ZM83 102V101H82ZM97 102V101H96ZM98 102H100V101H98ZM85 103V102H84ZM88 103V102H87ZM100 103V104H101ZM110 103V104H109ZM130 103V102H129ZM149 103V104H148ZM236 103V102H235ZM68 104V103H67ZM93 104V103H92ZM94 104H95V102H94ZM107 104H109V105H107ZM124 104H126V102L125 103H122V105H124ZM137 104H138V102H137ZM159 104V103H158ZM174 104V103H173ZM177 104V103H176ZM131 105H133V104H131ZM130 105V106H131ZM60 107H61V105H59ZM70 106V105H69ZM68 106V107H69ZM83 106V105H82ZM91 106V105H90ZM94 106V105H93ZM103 106V107H102ZM105 106H106V109H108L109 110V108L111 109V110H109L110 112L112 111V107H114V109H115V107H116V109H115V111H113L114 112V114H111V113H109V115H108V113H107V116H105L103 113L105 112L104 111V109H105ZM110 106V107H109ZM160 106V105H159ZM179 106V107H178ZM178 106H176V108L177 109H179L180 108V105H178ZM183 106V105H182ZM198 106V105H197ZM65 107V106H64ZM63 107V108H64ZM72 107V106H71ZM85 107H87V105L85 106ZM92 107V106H91ZM109 107V108H108ZM132 107V106H131ZM245 107V106H244ZM247 107V106H246ZM28 108V109H27ZM70 108V107H69ZM88 108V107H87ZM152 108V107H151ZM163 108H164V106H163ZM27 109V110H26ZM52 109V108H51ZM55 109H57V108H55ZM66 109V108H65ZM82 109V108H81ZM81 109H80V107L78 106V108L77 109H73V113L75 114V115H78L79 114V111H80V113H81ZM85 109V108H84ZM96 109V108H95ZM94 109V110H95ZM105 109V110H106ZM113 109V110H114ZM133 109V110H134ZM161 109V108H160ZM43 110V109H42ZM60 110H61V108H60ZM59 110V111H60ZM64 110V109H63ZM83 110V109H82ZM88 110H91V109H88ZM87 110V111H88ZM92 110H93V107H92ZM165 110V109H164ZM197 110H198V112H197V119H199L200 120V118L203 116V115H205L206 117H208V113L206 112V111H204V108L202 107H197ZM46 111V110H45ZM66 111V110H65ZM83 111H86V109L85 110H83ZM116 111H118V113L116 114ZM149 111V112H148ZM47 112V111H46ZM55 112V111H54ZM159 112V111H158ZM256 112V111H255ZM68 113H70V112H68ZM71 113H72V111H71ZM127 113H129L128 112V110H127ZM206 113V114H205ZM66 114H67V112H66ZM134 114V115H133ZM34 115H38L39 117H38V119H34ZM53 115V114H52ZM79 116V115H78ZM81 116V115H80ZM139 116H141L140 114H139ZM159 116H161V115H159ZM198 116H199V118H198ZM242 116V115H241ZM36 117V116H35ZM144 117V118H143ZM68 118V117H67ZM75 118V117H74ZM99 118H101L102 120H106V121H110V123H108L107 125H105V123H104V125L101 123V121L99 120ZM137 118V117H136ZM143 118V119H142ZM45 119H48V120H45ZM138 119V118H137ZM155 119V118H154ZM208 118H205L204 120H207ZM4 120V119H3ZM85 120H90V121H88V124H86L85 123ZM151 120V119H150ZM197 121L196 123L198 124L200 121ZM2 121V120H1ZM5 121V120H4ZM35 121L37 122V123H41L42 122V124H40V125H38L37 126V131L36 132H33V139H30V141L28 140L26 143H28V144H26L24 141H25V138H27V139H29L30 138V135L32 134L31 132L32 131H34V129L36 130V127H34V125L32 126L31 124V122H33V123H35ZM44 121H46V122H44ZM50 121H51V119H50ZM52 121H53V119H52ZM70 121V120H69ZM44 122V123H43ZM72 123H73V121H71ZM74 122H75V120H74ZM87 122V121H86ZM134 122H135V118H134ZM2 123V122H1ZM37 123H35V124H37ZM51 123V125H52V122H50ZM54 123V122H53ZM201 123V122H200ZM198 124V125H201V124ZM214 123V122H213ZM62 124H64V123H62ZM62 124H58V126L59 125H61L62 126ZM133 124H135V123H133ZM161 124V123H160ZM150 125H152V124H150ZM195 125V124H194ZM203 125V124H202ZM207 125H209V123L207 124ZM206 125V126H207ZM214 126H215V124H213ZM213 125H211V126H213ZM32 126V127H31ZM55 126V125H54ZM57 126V127H58ZM64 126H62V127H64ZM164 126V125H163ZM171 126V125H170ZM205 126V125H204ZM213 126V127H214ZM56 127V128H57ZM60 127V126H59ZM58 127V128H59ZM177 127H179V126H177ZM212 128V127H211ZM211 128H210V130H211ZM215 128V127H214ZM156 129V128H155ZM174 129H176V128H174ZM173 129V130H174ZM71 130V131H72ZM85 130V131H84ZM119 130H122V132L124 133H122L123 134V136L122 137H120V138H117L118 137V135H121V134H118V132H119ZM165 130H169V129H165ZM171 130H172V128H171ZM212 130H213V128H212ZM29 131H31L30 132V134H29ZM84 131V133H82L81 134V132H83ZM99 131V132H100ZM154 131V132H153ZM177 130H175V132H176ZM208 131H209V129H208ZM207 131V132H208ZM215 131H217V130H215ZM0 132V133H1ZM98 132V131H97ZM99 132L97 133V134H99ZM169 132V131H168ZM172 132H174V131H172ZM178 132V131H177ZM187 132H188V130H187ZM195 132V131H194ZM211 132H214V130L213 131H211ZM107 133V134H108ZM167 133V132H166ZM221 133V132H220ZM2 134V133H1ZM27 134H28V137H26L27 136ZM115 134L117 135V136H115ZM168 134V133H167ZM216 134H217V132H216ZM69 135H70V137H69ZM91 135V136H92ZM106 135V134H105ZM169 135V134H168ZM218 135V134H217ZM55 136V135H54ZM83 136H86V140L84 141V140H82L84 143H82V141L81 140H79L80 138H83ZM98 136V135H97ZM72 137H74V139L72 140L71 138ZM145 138V139H141L142 141H143V144H141L140 143V145L141 146H143V148L142 149H140V147H139V149H138V147H136V146H138L136 143H139L138 142V139L139 138ZM189 137H190V135H189ZM215 137H217V136H215ZM49 138H51L52 139V143L50 144V145H48L49 143L47 142V141H49V140H51V139H49ZM61 138H58V137H55L54 139L57 141V139H60L59 141H60V143H58V144H62L63 142H62V140H61ZM103 138V137H102ZM221 138V137H220ZM104 139H105V137H104ZM215 139V138H214ZM67 142H66V141ZM69 140V141H68ZM91 140V139H90ZM94 140H95V138H94ZM218 140V139H217ZM17 141H19V142H17ZM77 141H80V145H78V143H77ZM99 141V140H98ZM216 141V140H215ZM215 141L213 142V143H215ZM58 142V141H57ZM94 142H96V141H94ZM218 142H219V140H218ZM217 142V143H218ZM71 143V145H73ZM82 143V144H81ZM85 143V144H86ZM89 143H90V141H89ZM88 143V144H89ZM107 143V144H106ZM26 144V145H25ZM90 144H92V141H91V143ZM89 144V145H90ZM94 144V146H95V144L96 143H93ZM98 144H99V142H98ZM126 144H128V148H129V145H130V147H131V145H132V147L131 148H126V151H127V149L129 150L128 151V153L126 154H124L123 153V155H121V157H119L120 156V154L119 153H121V152H125V148H124V145L126 146ZM136 144V145H135ZM210 143H208V145H209ZM70 145V146H71ZM76 145H75V147H76ZM87 145V144H86ZM88 145V146H89ZM97 145V144H96ZM100 145V144H99ZM101 145V146H102ZM134 145V146H133ZM25 146H27L26 148H28V150L26 149V150H24V148H25ZM31 146V147H32ZM51 146V147H52ZM93 146V145H92ZM91 146V147H92ZM98 146V145H97ZM119 146H123V147H121L122 149H120L119 150ZM219 146V145H218ZM51 147H49V149L51 148ZM54 147V146H53ZM69 147V146H68ZM99 147V146H98ZM127 147V146H126ZM134 147V148H133ZM174 147V148H173ZM67 148V147H66ZM65 147H64V149H63V151L61 152V153H65V149H66ZM84 148V147H83ZM88 148H90V146L88 147ZM88 148H85L86 150H88ZM103 148H101V149H103ZM118 149V151H117V149H116V151L118 152V153H114L115 151H113V149ZM207 148V149H206ZM213 148V147H212ZM48 149V150H49ZM96 149V148H95ZM131 149V150H130ZM133 149V150H132ZM172 149H175V150H173L172 151ZM42 150V149H41ZM52 150V149H51ZM59 150H60V147H58L57 148V150H55V151H57L58 153H59ZM71 150H72V147H70V149H69V151L70 152H68V153H71ZM77 152H76V151ZM82 150V147H81V149H80V151ZM92 150H94V148H91V152H90V155L91 154H94L93 152H92ZM171 152H170V151ZM25 151V152H24ZM54 151V150H53ZM55 151H54V153H55ZM66 151H67V149H66ZM80 151H79V153H80ZM135 151V152H134ZM205 151H208L209 152V154H208V152H205ZM113 152V153H112ZM192 152H194L195 154H194V156H192V155H190ZM204 152V153H203ZM230 152V151H229ZM39 153H42V152H39ZM67 153V154H68ZM87 153V152H86ZM97 153V152H96ZM44 154V153H43ZM42 154V155H43ZM46 154V153H45ZM53 153H52V151H51V154H50V157H51V155H52ZM89 154V153H88ZM87 154V155H88ZM115 154H116V156H117V154H118V158L116 157L115 158ZM205 154H207V158L206 157H204V156H206ZM214 154V153H213ZM243 154V153H242ZM17 155H20L19 157L21 158L20 159V163L17 165V162L14 164L13 163V165H12V163H11V160L13 159H15V156H17ZM96 156H97V154H95ZM94 155V156H95ZM192 157H190V156ZM204 155V156H203ZM245 155V154H244ZM44 156V155H43ZM47 156H48V154H47ZM56 156L59 158V155L58 154H56ZM83 156H85L84 157V159H82L83 158ZM95 156V157H96ZM101 156H102V154H101ZM101 156H100V158H101ZM211 156H213L212 154H211ZM248 156V155H247ZM40 157H41V155H40ZM52 157L55 159V157H54V155H52ZM91 157H92V155H91ZM249 157V156H248ZM34 158V159H33ZM61 158V157H60ZM71 158V157H70ZM75 158H76V160H75ZM87 158V160L90 162V160H92L93 161V159H95V158H91L90 160H89V157H86ZM195 158V159H194ZM212 158V157H211ZM5 159H10L9 160V162H8V160H6L7 162L6 163H1V161H3V160H5ZM38 159H39V156H38ZM72 159V158H71ZM80 161H79V160ZM96 159H98L97 157H96ZM95 159V160H96ZM194 159V160H193ZM16 160H18V159H16ZM45 160V159H44ZM108 160H111L110 162L111 163H108ZM193 160V161H192ZM208 161V163H207V161ZM30 161V160H29ZM34 161H32V162H34ZM38 161V160H37ZM78 163L77 165H76V163ZM98 162L101 164V162L98 160ZM24 163V162H23ZM29 163H31V161L29 162ZM86 163H87V161H86ZM85 163V164H86ZM91 163H96L95 161H93V162H91ZM42 164V163H41ZM41 164H40V166H41ZM68 164H70L71 165V163H68ZM84 164V165H85ZM93 164H91V166H92V168H91V166L87 163L86 165H88V167L87 168H90V170H92V169H94L95 167H93ZM98 164V163H97ZM96 164V165H97ZM100 164H98V166L100 165ZM105 164V165H104ZM83 165V164H82ZM84 165H83V167H84ZM14 166V167H13ZM38 166V165H37ZM90 166V167H89ZM101 166V165H100ZM225 166H227V165H225ZM229 166V165H228ZM227 166V167H228ZM240 166H242V165H240ZM85 167V168H86ZM211 167V168H210ZM231 167V169H232V166H230ZM243 167H244V165H243ZM41 168V167H40ZM61 168V167H60ZM96 168H98L97 166H96ZM99 168H102V167H99ZM242 168V167H241ZM240 167H238V169H241ZM34 169V168H33ZM37 169V168H36ZM246 169V168H245ZM84 170V169H83ZM95 170H98V169H95ZM227 170V171H226ZM234 170V169H233ZM244 170V169H243ZM242 170V171H243ZM80 171H81V169H80ZM219 171V172H218ZM232 171V170H231ZM10 173V175H9V173ZM25 172V171H24ZM68 172V171H67ZM89 172V171H88ZM94 172H96V171H94ZM209 172V173H208ZM244 172V171H243ZM33 173V172H32ZM40 173V172H39ZM66 173V172H65ZM90 174L91 173H93L92 171L91 172H89ZM26 174V173H25ZM48 174V173H47ZM231 174H233V173H231ZM9 175V176H8ZM53 175V174H52ZM234 175H235V177L236 178H238L237 176H236V174L234 173ZM244 175V174H243ZM250 175V174H249ZM10 176V177H11ZM64 176H65V178H64ZM90 176H91V178H90ZM208 176H209V178L211 179V178H213V179H211L213 182H212V184H214L215 186H216V188H215V193H216V196H215V198L213 199V201L211 200V201H207V200H205L207 197V193L206 192H210L212 189H210L209 187L211 186V180H210V182H209V179H208ZM231 176V175H230ZM241 176H242V174H241ZM26 177V176H25ZM67 177H68V175H67ZM111 177V178H110ZM231 177H233V175L231 176ZM230 177V178H231ZM249 177V176H248ZM32 178H33V176H32ZM36 178V177H35ZM48 178H50V179H48ZM74 178V177H73ZM77 178V177H76ZM252 178V177H251ZM251 178H249V179H251ZM34 179V178H33ZM75 179V178H74ZM81 179H80V181H81ZM106 179H111V181L108 183L107 181L108 180H106ZM235 179V178H234ZM249 179L247 180L246 179V181H249ZM70 180V181H69ZM87 180V181H88ZM9 181V180H8ZM34 181H36L35 179H34ZM79 181V182H80ZM104 181H106L105 183H106V185L104 184ZM115 181V180H114ZM118 181H116V183L118 182ZM128 181V183H126ZM230 181V180H229ZM234 181V180H233ZM257 181V180H256ZM205 182V184L207 183V186H205V185H203L202 183H204ZM232 182V181H231ZM245 182V179H244V181H243V183ZM12 183H13V185H12ZM14 183L16 184V185H14ZM23 183V184H24ZM74 183V182H73ZM210 183V184H209ZM234 183H235V185L234 186H236V184H237V179L234 181ZM256 183V182H255ZM20 184V185H19ZM124 184V185H123ZM230 184V183H229ZM2 185V184H1ZM46 185H49L48 187L50 188H52V189H54L55 190V192L56 193H54L53 194V192L52 191H50V193L48 192L45 196H44V192L43 193H40V190H42L43 188L42 187H44V188H46L45 186ZM79 185V184H78ZM202 185H203V187H202ZM214 185H212L211 186V188H213L214 187ZM241 185H243V184H241ZM246 185V184H245ZM21 186H23V185H21ZM26 185H24V187H25ZM75 186V185H74ZM204 186H205V188H206V190H204L205 188H204ZM209 186V187H208ZM259 187V188H257V187ZM23 187V188H24ZM29 186H27V188L26 189H28L29 191H30V189L28 188ZM39 187H41L42 189H39ZM65 187V188H64ZM84 187V186H83ZM120 188V190L119 189H116V188ZM207 187L209 188V191H208V189H207ZM253 187V188H254ZM48 188V189H49ZM95 188H97L96 186H95ZM204 188V189H203ZM241 188V187H240ZM242 188H243V186H242ZM25 189V190H26ZM47 189V188H46ZM70 188H68V190H69ZM105 189V190H104ZM115 189L117 190V191H115ZM214 189V188H213ZM235 189V188H234ZM236 189H237V187H236ZM109 191L110 190V192H108V193H104L105 191ZM204 190V191H203ZM47 191V190H46ZM71 191V190H70ZM74 191H76V190H74ZM106 191V192H107ZM111 191H113V192H111ZM230 191V192H229ZM242 191V190H241ZM240 191V192H241ZM13 192V193H12ZM67 192H68V195H67ZM73 192V191H72ZM84 192V191H83ZM25 193H27V192H25ZM25 193H22L21 195L20 194H18L19 196H17V194H16V196L17 197H15L16 199H11V204H10V206H9V210H10V207L12 208V206H16V205H19L22 201H25L26 199L25 198H27L26 196H25ZM31 193V192H30ZM73 193H76L77 194V191L76 192H73ZM90 192H88V194H89ZM238 193H239V191L237 192V194H235L236 195V197L238 198ZM251 193V194H252ZM49 194H51L50 196H47V195H49ZM92 194V193H91ZM211 193H209V195H210ZM234 194H233V197H234ZM249 194V193H248ZM206 195V196H205ZM208 195V196H209ZM212 195V194H211ZM215 195V194H214ZM43 196H44V198H43ZM77 196V195H76ZM90 196V195H89ZM206 197V198H205ZM210 197V196H209ZM49 198H52V201H55V204L57 205V207H56V205H50V200L51 199H49ZM71 198V199H70ZM81 198V197H80ZM82 198H84V196L82 197ZM88 198V197H87ZM240 198V197H239ZM241 198H242V196H241ZM28 199V198H27ZM35 199H36V201H35ZM49 199V201H47ZM242 199V200H243ZM44 200H46V203L49 205V206H51V208L53 209V212H52V210H50V208H48V209H45V211L44 212H47L46 210H48V214H44V215H46V218H45V216H43V218L41 217L40 219H42V220H37V221H39L40 222V224H42V225H39V223H38V226H40L39 228H38V226H35V225H32V220H34L35 219V217L37 216V214L36 215H34L33 214V212H35L33 209H32V207H35L36 208V206L37 207H40V206H43L44 205V202H42V201H44ZM209 200V199H208ZM58 201H60L59 202V204H57L58 203ZM64 201V200H63ZM66 201V200H65ZM73 201V200H72ZM80 201V200H79ZM231 201H232V199H231ZM230 201V202H231ZM37 202V203H36ZM57 202V203H56ZM236 202V203H235ZM6 203V202H5ZM23 203V202H22ZM21 203V204H22ZM39 203V204H38ZM54 203V202H53ZM64 203V204H63ZM84 204V206L86 207H90V208H88L86 211L82 208H80L81 209V212H78L77 211V209L78 210H80L78 207H83V205H81V204ZM229 203V202H228ZM253 203V204H252ZM52 204V203H51ZM79 204V205H78ZM183 205V206H181V205ZM208 204H209V206H208ZM231 204V203H230ZM9 204H7V206H8ZM46 205V204H45ZM78 205V206H77ZM179 205H180V208H179ZM251 205L253 206V208L251 207ZM228 206V207H227ZM246 206H247V209H246ZM2 207V206H1ZM0 207V219H2V217H4V216H6V214H9V213H7L9 210L7 209V212L5 213L3 210H1L2 208ZM18 207V206H17ZM20 207H21V205H20ZM26 207V206H25ZM55 207V208H54ZM84 207V208H85ZM205 207H207L208 209H206ZM211 207L212 208H214L215 210H210L211 209ZM232 207V208H231ZM237 207V208H236ZM256 207V206H255ZM21 208H23V207H21ZM42 208V207H41ZM45 208H47V207H45ZM95 208V207H94ZM93 208V209H94ZM233 208H235V209H233ZM241 208V209H240ZM249 208H251V209H253V211L254 212H252L251 213V211H250V215L252 216L253 215V213H254V215H253V218L255 217V220H257V221H255V222H253V220L251 221V224H250V219L249 220H247V217L249 218V217H251V216H249V214H247L249 211ZM4 209V208H3ZM20 209V208H19ZM56 211H55V210ZM61 208H59V210H60ZM86 209V208H85ZM93 209H92V211H93ZM218 209V210H217ZM240 209V213L237 211V210H239ZM242 209H243V211H242ZM247 211H246V210ZM250 209V210H251ZM41 210H44V209H41ZM97 211H100V212H97ZM214 211V212H213ZM218 211V212H217ZM234 211H237V212H235V215H234ZM25 212V213H24ZM27 212V213H26ZM58 212H60V214L61 215H57V213ZM88 212V213H87ZM245 212H247V213H245ZM263 213V215L262 216H258V215H256V214H259V213ZM236 213H239V214H241V215H244V216H239V214H236ZM242 213H245V214H247V215H245V214H242ZM256 213V214H255ZM50 214H55V215H53V216H55L54 218H52L51 217V221L49 222V221H47L46 219H50ZM59 214V213H58ZM90 214V215H89ZM182 214V215H181ZM191 214H194V215H191ZM230 214L233 216L232 218H231V216H230ZM49 215V216H48ZM56 215L57 216H61V217H56ZM195 215H197V216H195ZM237 215L239 216V217H237ZM260 215V214H259ZM11 217H14L15 215H10ZM17 216V215H16ZM15 216V217H16ZM21 216H23V215H21ZM27 216V215H26ZM111 216V217H110ZM197 217L198 218V221L196 222V220L194 219L195 217ZM247 216V217H246ZM19 216H17V218H18ZM33 219H32V218ZM68 217V216H67ZM10 218V217H9ZM21 218H23V217H21ZM44 218H45V222H44ZM66 218V217H65ZM64 218V219H65ZM90 218V219H91ZM196 218V219H197ZM229 218V219H228ZM230 218L232 219V220H234V221H232V220H230ZM235 218H240V220H236ZM243 218V219H242ZM246 219V221L247 222H245L244 220ZM70 219V218H69ZM71 219H73V218H71ZM71 219L69 220V221H71ZM82 219V218H81ZM88 219V218H87ZM86 219V220H87ZM126 219V220H127ZM226 219V220H225ZM36 220V219H35ZM84 220H85V218H84ZM85 220V221H86ZM125 220V221H126ZM215 220H218V221H221V223H222V220L224 221V222H226L227 224H229V222H230V224L227 226L225 223V226L227 227H225V226H223V227H221V223L219 224V223H217V224H219L220 225V227H219V225H217V224H215L216 223V221ZM227 220H228V222H227ZM241 220L242 221H244L246 224H244V223H242L241 222ZM262 220V219H261ZM47 221V222H46ZM52 221L54 222V223H52ZM73 221V220H72ZM90 220H88V222H89ZM237 221H239V222H237ZM24 222H23V224H24ZM44 222V223H43ZM62 222H64L63 223V225L65 226L66 224H65V220H63ZM61 222V223H62ZM87 222V221H86ZM86 222H84V224L86 223ZM87 222V223H88ZM92 221H90V223H93ZM130 222V221H129ZM213 222H215V223H213ZM241 222V223H240ZM249 222V223H248ZM253 222V223H252ZM259 222V221H258ZM262 222H264V217H263V221H261V223ZM10 223H11V221H10ZM36 223V222H35ZM34 223V224H35ZM50 223H52V225L50 224ZM87 223L85 224V225H87ZM88 224L89 226L91 225V224ZM94 223V224H95ZM122 223V222H121ZM234 223V224H233ZM236 223V224H235ZM20 224V223H19ZM56 224V223H55ZM54 224V225H55ZM83 224V223H82ZM196 224H197V226H196ZM211 224H214V226L216 225V228L215 229H217V226H218V228L219 229H221V230H219L220 232H217V233H219V235H220V237H222L223 236V238L225 237L226 239H228L229 238V240H230V238L232 237V236H234L235 237V235H240V233H241V230L240 229H242L243 230V228H240L238 231L236 230V229H238L239 227H241V226H247V228H244V231H245V229L247 230L248 229V233H249V231H250V233L251 232H255V228H256V226L258 227L257 229H256V236L254 235L255 233H251V235L249 236V235H247V237L248 238H246L245 236H244V234H243V238H246V239H244V241H243V239L240 237V239L239 238H237L238 236H236L235 238H237V240H240L239 241V243L240 244H238V243H236V242H234L233 240H230L231 242H229V240H226V243L227 242H229V243H225L224 241H222V243H225V244H223L222 245V243H220V242H218V239L220 240V238L219 237H217V236H215V232H213V225H211ZM223 224V223H222ZM237 224L239 225V227L237 226ZM10 225V224H9ZM11 225H13V224H11ZM36 225H37V223H36ZM61 225V224H60ZM59 225V228L62 226H60ZM233 225H235L234 227H233ZM21 226V225H20ZM42 226H43V229H42ZM51 226V227H50ZM69 226V225H68ZM84 225H82V227H83ZM92 226V225H91ZM262 226V225H261ZM8 227V226H7ZM23 227V226H22ZM58 227V226H57ZM63 227V226H62ZM61 227V228H62ZM87 227V226H86ZM94 227V226H93ZM196 229H195V228ZM251 227H253L254 229H252ZM58 228V229H59ZM69 230H67V232H66V234L65 235H67V238L69 237V238H71V236H75L74 234L75 233H77L78 232V230L76 231L75 229V233H73L72 232V229L70 230V228H72V227H67ZM80 228L82 229V231L80 230ZM85 228V227H84ZM226 228V229H225ZM252 230H250V229ZM2 229V228H1ZM32 229V230H31ZM37 229V230H36ZM54 229V230H55ZM87 229V228H86ZM86 229H84V230H86ZM9 230V229H8ZM40 230V231H41ZM54 230H52V231H54ZM65 230H66V226H65ZM73 230V231H74ZM237 232H240V233H237ZM10 231V230H9ZM40 231H39V233H40ZM41 231V232H42ZM50 233H49V232ZM90 231V230H89ZM261 231V230H260ZM17 232V231H16ZM24 232V231H23ZM63 232V231H62ZM62 232L60 233V238H61V234H62ZM120 232H118V235H119V233ZM233 232H235V233H237V234H235V233H233ZM262 232H263V230H262ZM4 233H5V231H4ZM15 233V232H14ZM35 233H37V232H35ZM38 233V234H39ZM194 233H196V234H194ZM243 233H245L246 234V232H243ZM247 233V234H248ZM11 234V233H10ZM37 234V235H38ZM51 234L52 235H55L54 237L55 238H53V236H51ZM194 234V235H193ZM235 234V235H234ZM30 235H33L32 233H30ZM29 235V236H30ZM40 235V234H39ZM117 235V234H116ZM252 235H254V236H252ZM259 235H262V234H259ZM7 236V235H6ZM115 236V235H114ZM195 237L194 239H192L191 237ZM252 236V237H251ZM2 237H3V235H2ZM2 237H0V239L2 238ZM5 237V236H4ZM51 237L53 238V239H55V240H51ZM78 237V238H77ZM111 237V236H110ZM188 237V239L190 238V239H192V241L191 240H189V241H191V242H193V240L195 241V242H193V244L191 243V242H189V241H186L187 239L186 238ZM198 237V238H197ZM234 237L233 238H231V239H234ZM7 238L9 239V240H11L8 236H7ZM20 238V237H19ZM30 238H33V237H31L30 236ZM29 238V239H30ZM62 238H64L63 236H62ZM67 238H65L66 240H67ZM115 238H116V236H115ZM184 238V239H183ZM196 238H197V240H196ZM225 238H224V240H225ZM7 239V240H8ZM15 238H13L12 240H14ZM49 239V240H48ZM59 239V238H58ZM80 239V238H79ZM80 239V240H81ZM82 239V240H83ZM107 239V241H105ZM117 239V238H116ZM115 239V240H116ZM117 239V240H118ZM123 239V240H124ZM153 239H155V240H162V243H160L159 241L157 242V241H154L153 242ZM264 238L262 237V238H260V239H258L259 241H257L256 243H257V245H259L262 241V243H261V245L264 243V240H263ZM25 240V239H24ZM48 240V241H47ZM73 240V239H72ZM109 240H111V239H109ZM113 240V239H112ZM252 240H254V242L252 243L251 241ZM256 240V241H255ZM14 241H16V239L14 240ZM14 241H13V243L12 242H6L5 244H7V246L9 247V249H10V247H12L11 249L12 250H14V249H16L17 248V246H16V244H15V247L16 248H14V246H11V245H13L14 244ZM21 241V240H20ZM39 241H37V243L39 242ZM52 241V242H51ZM60 241H62L61 239H60ZM30 242V241H29ZM73 242H74V240H73ZM76 242V241H75ZM82 242V241H81ZM80 242V243H81ZM117 242V241H116ZM241 242L243 243V245L241 244ZM258 242H259V244H258ZM33 243V242H32ZM60 243V242H59ZM111 243H113V242H111ZM256 243H255V246H256ZM9 244V245H8ZM11 244V245H10ZM58 244V243H57ZM56 244V245H57ZM124 244V243H123ZM30 245V244H29ZM77 245V244H76ZM107 245H108V243H107ZM222 246L221 248H217L216 246ZM240 245H242V247L240 248ZM248 245V244H247ZM250 245V244H249ZM261 245H259L258 247H259V249H258V251H260V252H258L260 255H261V252H262V247L263 246H261ZM70 246V245H69ZM89 246V245H88ZM244 246H246V244L244 245ZM21 247V246H20ZM46 247V248H45ZM56 247H58V248H56ZM214 247H216L217 249H219V251L216 249V248H214ZM233 247V249H231ZM238 247V248H237ZM249 247V246H248ZM257 247V248H258ZM22 248V247H21ZM250 248V247H249ZM8 249V248H7ZM17 249H19V248H17ZM23 249H24V247H23ZM30 249V248H29ZM36 249V248H35ZM116 249V250H115ZM119 249V250H118ZM216 249V250H215ZM220 249H222V250H220ZM231 249V250H230ZM243 249H244V247H243ZM242 249V250H243ZM261 249V250H260ZM22 250V249H21ZM92 249H89V251H91ZM131 250H133L134 252L132 253V251ZM233 250V251H232ZM240 251V254L241 255H245V252H244V254L242 253L243 251ZM15 251V250H14ZM88 250L86 251V252H89ZM231 251V252H230ZM235 252V255H237L238 253H239V251L238 252ZM244 251H247V250H244ZM250 250L248 249V252H249ZM75 252V251H74ZM253 252V251H252ZM35 253V252H34ZM77 253V252H76ZM15 254V253H14ZM36 254V253H35ZM55 254H56V256H55ZM124 254V255H125ZM239 254V255H240ZM254 254V253H253ZM253 254H250L251 255V257H252V255ZM259 254H255L256 256H257V258H259ZM263 255H264V253H262ZM16 255H17V253H16ZM115 255V256H116ZM127 255V254H126ZM233 255H234V253H233ZM247 255V254H246ZM254 255V256H255ZM259 255V256H258ZM262 255V256H263ZM27 256V255H26ZM39 256V255H38ZM90 258H89V257ZM13 257H15V258H17V256H13ZM29 257V256H28ZM27 257V258H28ZM31 257H34V254L31 256ZM40 257H41V255H40ZM53 257V258H54ZM58 257V256H57ZM117 257V256H116ZM119 257V256H118ZM117 257V258H118ZM122 257V256H121ZM238 257V256H237ZM250 257V258H251ZM51 259V261L53 262H49V260ZM68 258V259H67ZM241 259V257H238V259ZM243 258V257H242ZM247 258L246 256H244V260H246V261H250V264H251V259H252V263H253V260H255L254 261V263L255 264H257V262L259 263H262L263 264V262L261 261V259H260V261H259V259H257V258H255V259H253V258ZM264 258V257H263ZM4 259V258H3ZM13 259V258H12ZM39 259V258H38ZM49 259V260H48ZM74 259V260H73ZM109 259H110V261H109ZM119 259V258H118ZM118 259H115V257H114V260H115V262H116V260H118ZM119 259V260H120ZM124 259V260H123ZM239 259V260H240ZM17 260V259H16ZM29 260H30V258H29ZM87 260V261H86ZM114 260H113V262H114ZM120 260V262H119V264H121V261ZM37 261V260H36ZM55 261V260H54ZM78 261H81V262H78ZM233 261H234V259H233ZM241 261H243L242 259L240 260V262ZM245 261V262H246ZM15 262V261H14ZM29 262V261H28ZM39 262V261H38ZM56 263H57V260L55 261ZM112 262V263H113ZM114 262V263H115ZM236 262H238V261H235L234 262V264H236ZM244 262V263H245ZM17 263V261L15 262V264ZM19 263H20V261H19ZM29 263H31V261L29 262ZM44 263V262H43ZM56 263H54V264H56ZM69 263V264H70ZM113 263V264H114ZM124 263V264H125ZM239 263V262H238ZM247 263V262H246ZM245 263V264H246ZM253 263V264H254ZM36 264V263H35ZM72 264V263H71ZM117 264V263H116ZM240 264V263H239Z\"/></svg>",
	"mask_w": 264,
	"mask_h": 264
}]
</instances>
